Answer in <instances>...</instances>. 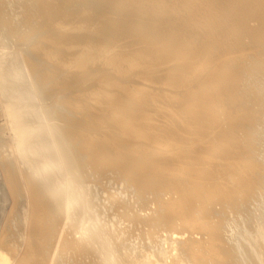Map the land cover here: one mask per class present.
Here are the masks:
<instances>
[{
  "label": "rangeland",
  "instance_id": "1",
  "mask_svg": "<svg viewBox=\"0 0 264 264\" xmlns=\"http://www.w3.org/2000/svg\"><path fill=\"white\" fill-rule=\"evenodd\" d=\"M4 1H5V3H4ZM119 1L118 0H41V1H37V0L36 1L35 0H0V4H2L0 6V8L2 9V11H0V12L3 13V16H0L1 17L0 18V22H1L0 25L8 27V28L2 27L3 29L0 27L1 28L0 34L2 33V35H0V53H1L0 54V57H1L2 54H4V56L2 55L0 61L2 60L1 61L2 62V65L4 64L3 65V68L6 67L7 70H9L11 68L10 71L13 70L14 75H16L17 72H18L17 74H19V73L21 74L22 73L21 75L19 74V76L17 75L15 77L13 75L14 78L13 77L12 78L14 80H12L10 82L11 83L10 84L11 85V92L14 93V96H15V99L12 100V104H14L13 103V101H14L15 104L13 106H14V108L17 107V110L20 109V108H22V107H25V106H23L24 104L25 105L28 104L29 106H26V107L29 108V109H32L31 110L32 113H34L33 110L34 111L36 110L35 113L37 114V116H38V113L40 114L42 112H45L44 114L45 115L46 114L48 115V116L46 115V117H45V115H43V118L44 119L42 118V115L41 114H40L41 116L39 115L37 117L38 119L41 117V119H39V121L41 122V121L44 120V123L43 122H41V123L40 122H37L38 119H36V115L34 117V119L36 120V122H35L34 119L31 118V116H30V115H32L31 113H29L27 115V117H28L27 121L33 123V124H31L32 126L35 127L36 125L37 126L41 125L40 126L41 127L40 129H43L44 128L43 131L45 130L44 131V134L40 130H38V132H41L43 134V136H45L46 134L48 136V134H49L48 137L51 139V140H49V142H50L49 144H51V145L49 146V144L43 143L44 142V139L47 136H45V138H44L42 136V134L41 133H38V132L36 133L38 135L33 134L32 137L30 136L32 138L31 139L32 141L29 142L30 141V137L28 139L29 140L28 141L29 148L27 149L28 152H31V151H33V152L28 153L27 150H26V154L28 153L27 156L28 155L30 156V157L28 156L26 158L29 159L28 161H30V159L32 157H34V158L31 159V160H34L37 157L38 165L42 161V163L40 165V166H42V164H45V159H43V157L46 155L45 158L48 157L47 158L48 162L51 163V164H53V162L51 161V157H49V155L51 154L50 152H52V153L54 152L53 153L54 155L51 154V155L54 156L53 159H52L53 161L55 160L54 158L60 156L59 154H61V151H60L61 149L59 148V151H60L59 154L57 153L59 151H55V150H57L56 146L59 145L58 143L61 141L60 139L63 140V138H64L63 136L66 135L67 133L68 134L65 137H70L71 138V136H72V138H73L74 136L79 135V137H74L75 138V141L73 140L75 142L74 145L77 147V148H75V149H77L76 152H75V154L76 153L77 154H76V156L74 155V157H76V158L78 157L77 158L78 161H76L77 159L74 158V159H76V160H74L76 162H73V164L71 163V165H65L64 167H60L58 169L59 170L58 172H55V171L53 172L55 174H50L49 176H47L46 173L44 172L42 175H40V177H37L38 180L40 178L41 181L40 180L39 181L41 183L43 182V180L46 183V181H48V180L51 179L49 177H54L53 178L54 180L53 179L52 180L55 181L56 180L55 179V176H59V174H60L59 177L62 176V178H63L62 182L60 181V178L59 177L57 179L59 182H61L60 183V186L63 185V181L64 182L67 181V179H66V178H68V175L67 174H70L71 175V176L69 175V178L70 177L72 178V176H73V178H78L79 179L81 177L79 180L72 178L73 179L72 182H74V183L71 182V184H70L71 185L70 190H73L75 193H77L78 190H79V193L81 192V195H79L81 197H79V198H81V199L83 198L82 200H86V201H81V203L78 202L79 204L77 203L78 205H83V207L80 206L81 208L78 205L76 207H74V208H73L72 205H70L68 207L67 210L70 211V214H74V216H76V217L72 216V219L76 218V220L74 219L75 221H67L65 223V225L63 227V229H64L63 231L64 232H62L61 233V236H60L61 241L63 240V238H71V235L68 234V233H66V231L68 232V228L72 224L75 225V226H77L76 227V228H78L77 231H80V232H85V230L87 231L88 228L91 227L92 225L97 226L96 224H98V223L100 225L103 224V226L105 225L104 228H103V226H102V228L99 227V226H97V227H99L97 229L95 227L94 233L91 234L92 236L90 235L91 237L89 236V241L92 239V237L95 238V234L97 233V231H99V234H100L101 232H106V230L107 231H109V230L111 231L112 230V232L113 231H116V234H115V232H113L114 233L113 234L114 237L111 236L112 238L115 239L117 237V234L120 232V231H118V233H117V229L118 230H121L123 227L126 228V226L127 227L129 226V228L126 230V233H123L121 235H118V236H120L119 237V239H120L119 242L120 243H118V242L115 243V246L116 247L115 248L113 247V249H114L115 252L117 251L116 254H125L126 257H129L130 259L135 260L138 263L139 262L141 263V262H144V261L147 262V263L151 261L154 264L155 263L156 264H160V263H166V262L169 263V261L167 260V258H169V257L170 258L171 257L175 258V257L181 256V257H185V258H188L189 259L186 262V264H192L191 263V258H193L192 260H194V258L195 259L197 258V260L199 259L198 262H196L197 260H194L193 263L196 262L195 264H218V263L219 264H264V83H263L264 82V41L259 40V41H257L258 43H256L255 40H257V39H255L253 41V38L250 35L247 36L246 35L247 33L246 34L245 33H242L243 31L241 29L239 31L240 33L239 32L236 33V31H237L236 29H238V27H237V25L235 23L232 24L235 21L232 20L233 18L232 19L230 18L231 21L227 22V19L229 18L228 15H230V14L227 13L226 11H222L223 10L222 7H220L221 8V10H220L219 5L221 6V3L219 2V0H216V1L214 0L215 2L213 0H210V1L209 0H145V1L144 0H122V1L119 0ZM37 2H39L40 4L37 3ZM122 2H124V3H122ZM208 2L211 3V4H209ZM212 2H214L215 4L217 3V6L213 3L215 6L214 7H211V6H213L212 5ZM218 2L220 4H218ZM143 3H145V4L143 5ZM119 4H122V7H121V5L119 7L118 6ZM58 5H59V7H58ZM37 6L40 7L39 8L40 10L41 9L44 10L46 8L47 9L46 10V14L48 13L49 14L48 16L51 17V19L53 18V16L55 17V21H53V22H56L57 21L56 22L57 24L54 23L53 25L56 28L58 26V24H59L60 29H61V34L63 33V35L60 36L61 37L60 40L62 39V41H65V42H62L65 45H61V43L59 45V46H62V47L65 46L64 48H62V47L59 48V50L60 49L61 50L64 49L63 51H61V50L60 51H58V50L54 51V48H55L54 46L57 45L56 42H58V40H56V39H49L47 41L45 40L46 42L42 39L45 42V47H44V44H42L44 42L41 41V43H40V40H41L40 38L42 37L41 33L44 35V34H46L45 31L49 30L50 28H54V27H53V25H51L49 23L47 24V22L40 20L41 18L39 19V16L41 17L42 15L40 14L41 11H39V9L36 8ZM248 6H249V4L248 5L247 4L246 5L244 4V7H242V9L243 10H246V8ZM29 7H31V8H29ZM117 7H119V9ZM124 7H126V9ZM121 8H124V9H121ZM145 8H146L147 11L153 12V14H151V12L148 13L147 11L144 12L145 11ZM155 8H157V9H155ZM26 9L27 10L30 9V11L26 12L27 11ZM152 9H154V10H152ZM159 9H161V10H159ZM214 9H215V11L217 9V11H216L217 13L216 12H213ZM31 10H33L35 12H32ZM119 10H121V11H119ZM122 10H123V12H122ZM140 10H142V11H140ZM125 11H127V12H125ZM31 12L34 13V14H32ZM44 12H45V10H44ZM211 12L213 13V15H214V13H216V15H218V16H219L218 13H220V12L222 13L223 12V14H220L221 17H223V18L226 17L225 16L226 14H227L228 17L227 18H224V20L226 19L225 21L223 19H222L223 20L222 21L220 19V16L219 17L218 16H215V15L213 16L211 14ZM225 12H226V14H225ZM29 13H30V16H29ZM51 13H53V15ZM142 13H145L144 15H146V13H148V15L147 16H144ZM156 13H158V14H156ZM208 13L212 17H210L208 15ZM154 14H156L158 16L152 17V16H154ZM222 15H224V16H222ZM27 16H29V17H27ZM147 17H149V19ZM150 17H152L153 19L150 18ZM3 18L5 20H3ZM208 18H210V19L207 20ZM212 18H214L215 20H213ZM217 18H218V20H216ZM38 19H39V21H37ZM126 19H128L127 21H129V22H127ZM131 20H133V21H131ZM210 20H212V21H210ZM2 21H4V23ZM25 21L27 23H25ZM216 21H218V23L220 22V23H222V24L224 23L226 25L225 26L223 24V27L225 26L223 28L222 27V24L219 23L224 30H222L221 27L218 24H216L217 25L216 27L219 26V28H215L214 27ZM225 22H227V23H225ZM8 23H9V25H7ZM41 24L42 25L44 24V25L42 26ZM160 24H161L162 27L160 26ZM230 24L233 25L234 28L236 26L235 30L232 31V34L233 35L232 34L230 35L231 32L228 33L229 31H231L229 29H234V28H232L233 26L231 27ZM248 24H250V25H248L249 28H254V26L256 27L258 25L255 21L248 22ZM48 25L51 26V27L49 28ZM128 25L131 26V27H129ZM112 26H113V28H112ZM227 26H230V27H227ZM9 28H10V30H9ZM12 28H14L15 30L12 29ZM21 28H22V30H21ZM47 28H49V29H47ZM211 28H212L213 31L211 30ZM227 28H229V29H227ZM205 29H206V31H205ZM208 29H210L211 31L208 30ZM214 29H217V30L218 29L219 30L221 29V30L217 34V33H215L216 30H214ZM13 30L15 31V35L17 36V38H19L20 40L22 38L18 36L19 32L26 31L27 34H26V36L24 35V38L21 41L18 40L16 38V36H15V38L17 39L16 40L14 38L13 34H12ZM18 30H20V31L18 32ZM192 30H193V32H192ZM194 30L195 31H198V32H195ZM209 31H210V33H208ZM223 31H227V32H223ZM39 32H40V35L38 34ZM149 32H151V33H149ZM205 32H206V34L204 35L203 33H205ZM211 32L214 33L213 34V36L215 35L214 37L211 36L212 35ZM220 32L221 33H225V34L228 33L229 36H226V38H223L222 35H224V37H225V34L220 35L221 34ZM16 33H18V34H16ZM196 33H198V36L196 35ZM192 34L195 35V36H197V37H194ZM234 34L238 35V36H235V37H238V38H236V40L239 39L240 45L242 44L241 46L238 44L239 43L238 40H237L238 42H236V40L234 41ZM241 34H242V36H241ZM10 36H11V38H10ZM39 36H40V38H39ZM93 36H94V38H93ZM217 36H219V38H217ZM230 36H233V38L230 37ZM240 36H241V38H240ZM245 36L248 39H246ZM249 36L251 37V41H250V37ZM3 37H5V38H3ZM199 37H201V38L199 39ZM36 38L37 39L39 38V39L36 41ZM136 38H137V40H136ZM222 38L224 39V41H225V39L226 40L233 39V41L231 40L232 42L231 41L224 42V41H221L220 40ZM63 39H65V40H63ZM141 39H143V41ZM149 39H150V41H148ZM214 39H216V40L213 41ZM217 39H219L221 42L219 40H217ZM30 40H31V42H30ZM53 40L54 41L56 40L55 44H54V41ZM192 40H194V42ZM196 40H198L199 42L197 43ZM210 40H212V41L210 42ZM32 41L33 42L35 41V42L33 43ZM140 41H141V43H140ZM245 41L247 42V44H246ZM50 42L53 44V46H52V44ZM59 42H61V41H59ZM71 42L72 43L74 42V44H72ZM222 42L226 43V44H223V47H222ZM254 42H255V44H254ZM231 43H233V44H231ZM38 44H41V47H39L40 45H38ZM124 44H126V45L124 46ZM235 44H236V46H235ZM46 45H48L47 46L48 48H46ZM82 45L83 46L84 45H87L88 48H90V50L88 51V49L86 48V46H84V49L86 50V52H85V50L83 49ZM207 45H210L209 46L210 48L207 47ZM224 45H225V47H224ZM244 45H245L246 48L244 47ZM16 46L18 47V49H17ZM42 46L44 47L43 50H44V55L45 56L47 54V57L48 58L49 57L55 58L53 60L50 59L51 60L50 63L52 61H54L53 63H51L52 65H50V66L57 65V63H61V62H64L66 60L68 62L69 61L71 62V63H68L67 62V64L69 65V67L71 66L73 68V70L74 69L75 70L73 71L70 68L71 71H70V73L67 74L68 76L66 75V77L64 78V80L61 79L60 81H58L59 79H57V80H54L53 81L48 76V75H50V72H47V73H45L46 75L45 74L44 75L42 74L43 75L42 78L44 77L43 79H40L38 82H35L33 80L35 78V76H34L35 73L33 72L34 70L32 69L33 71L31 70L32 72H30L25 67L26 66V64H25L26 63V60L25 59L31 61L32 60V56L33 57H35V56L32 54L31 56L29 55L30 57L29 56L28 57L26 56V58H25V56L23 57L22 54L25 55V52H28L29 50L35 49L37 47L38 48H42ZM50 47H52L53 50H51L52 48H50ZM102 48H105V49H102ZM47 49H49L50 51L47 50ZM203 49L206 50V51L208 50L207 52H209V53H206V51H204ZM210 49L211 50L213 49L211 53H214V54H210V51H211ZM46 50L49 51V52L47 53ZM103 50H104V52H103ZM45 51H46V54H45ZM51 51H52V53H55V54H52ZM100 51H102V52H100ZM159 51H161V52H159ZM166 51H169V52L166 53ZM171 51H173L174 54H173V52L171 53ZM56 52H58V53H56ZM162 52L164 54H161ZM98 53L99 54L102 53L103 55H99ZM159 53L162 56L163 55H166V56H164L162 58L160 57V61H159V56H160ZM168 53H171L170 56L173 55L174 58H173V56L172 57H169L168 56ZM197 53H202V54L197 55ZM203 53H205L204 56H203ZM51 54H52V56H51ZM60 54H62V55L60 56ZM206 54L207 55L209 54V56H206ZM56 55H58V56H56ZM96 55H98V56H96ZM192 55L195 56V58H196L195 61L193 60L194 57L191 58ZM210 55L211 56L213 55V56L211 57ZM19 56L23 57L22 58L23 60H20L21 57H19ZM135 56L137 57V59L135 58ZM56 57H58V59ZM63 57L64 58L66 57V58L64 59ZM94 57H96L97 60ZM99 57L101 59H103V60L107 57L106 60H104V61H106L107 64L108 63L113 64V66L110 65V64H108L110 66H108L107 64L104 65L105 62L104 61H101L99 59ZM131 57L132 58L134 57L133 58L134 60L133 59L131 60ZM209 57H211L212 59L210 60ZM17 58H19V60H20V61L18 60L19 62H22L23 61L22 64L21 63L19 64L18 61H15V60H17ZM163 58H165V59H163ZM56 59L58 60V62H57ZM125 59L127 61H125ZM161 59L163 61L166 60L165 63H163ZM168 59H170V60H168ZM208 59H209V61H208ZM11 60H14L16 63L14 61H11ZM99 60L102 62L103 65L101 64V62H99ZM123 60H124V62H122ZM129 60H131V62ZM138 60H139V62H137ZM167 60L169 61V63L167 62ZM10 61H11V63L13 62L12 63L13 64L12 66L10 65L11 64ZM128 61L131 63V64L129 63L130 65H127ZM134 61H136V63ZM96 62H97V64H96ZM192 62H194V64ZM90 63H92L91 64L92 66H89L88 65ZM121 63H123V64L121 65ZM195 63H196V67H195ZM210 63H211V65H210ZM117 64H120V65L116 66ZM224 64H226V67H224L225 66ZM14 65H15V67L16 66H18V67L15 68ZM22 65L25 68L22 67ZM222 65H224V66H222ZM94 66L97 67V68H94ZM111 66L112 67H115L116 66L115 68H116L117 72L115 71V68H112ZM122 66H123V68H122ZM102 67H104V68H102ZM106 67H108V68H106ZM198 67L199 68H202V70L199 71L200 69H198ZM12 68H14V69H12ZM85 68H86L87 71H88V69L90 71L87 72L85 70ZM110 68H112V69H110ZM121 68H122V70H121ZM195 68L198 69L197 70L198 71L197 74L195 73L196 72L195 71L196 70ZM216 68H217L218 71H222V73L224 72V74L226 73L224 76H222V79L219 78V72L216 70ZM220 68L222 70H220ZM24 69H26V71H28V73L26 71H24ZM104 69H106V70H104ZM14 70H18V71H14ZM80 70H82L84 72H80ZM91 70H92V72H91ZM112 70L115 71V74L116 75L113 74L114 71H112ZM212 70L213 71L216 70L218 72V73L215 72V75L217 73L218 77H216L217 75L216 76L214 75V72ZM4 71H5V69H4ZM94 71H95V73H94ZM128 71L130 73V77L127 76ZM211 71H212L213 75L210 73ZM73 72H76L78 74L73 73ZM85 72L86 73H89V74L92 73V74H90L89 77L87 76V78H86V76H84V74L86 75ZM121 72H122V74H120ZM24 73L26 74V77H28L27 75H29V77L30 76L31 77L27 79L26 77H24L25 76ZM80 73H83L82 76L80 75ZM209 73H210L211 76L214 77V79H213V77H210ZM222 73L220 74V76L222 75ZM117 74L119 75V77L121 79L116 78ZM73 75H74V77L76 75L77 76L80 75V76H78V78L80 77V79L74 78ZM104 75H105V79L103 77ZM114 75H115V77H114ZM21 76H23V77H21ZM45 76H46L47 79L45 78ZM70 76L73 77L74 80H73V78L71 79ZM123 76L124 77L126 76L128 78H126V80H122V79H125ZM67 77H70L69 80H68ZM100 77H101V79H100ZM109 77H110V79H109ZM173 77H175V78H173ZM176 77L178 78V80L180 82L176 79ZM236 77H238V79ZM258 77H260V78H258ZM48 78H49V80L51 82L48 81ZM83 78H85L84 79L85 82H84ZM114 78H116V80ZM172 78L174 79V81L172 80ZM239 78H241V79H239ZM29 79L30 80L32 79L31 82L33 81V83H30ZM65 80H66V82H65ZM110 80L112 82L113 81H116L115 84H111V81ZM119 80H121L122 84H121V82ZM205 80H207V81H205ZM247 80L248 81L251 80V81L248 82ZM63 81H64V84H63ZM96 81H97V83H96ZM228 81H230V83L233 82L232 83L233 85L231 84L233 87L229 88L230 87V85H229L230 83L228 84ZM239 81H241V82H239ZM41 82H42L43 85H46V83H47V85L43 87L42 84H39ZM56 82H59V83L55 84ZM68 82H70V83H68ZM73 82H75L74 83L75 84L74 86L72 84ZM177 82H178V84H176ZM181 82H182V84H181ZM225 82H226V84L229 85L228 86V89L229 90L230 89H232V90L233 89L234 90L236 89V90L235 91H232V90L229 91L228 90V92H227L226 91L227 85L226 86L224 85ZM237 82L240 83V84H238ZM66 83L69 84V85H67ZM82 83H84V84H82ZM107 83H109L110 85L107 84ZM207 83H209V84L207 85ZM221 83H222V85H221ZM31 84L33 85V87H35V86L36 87L33 88ZM35 84H37V85L39 84V85L37 86ZM70 84H72V85H70ZM86 84H88V85H86ZM92 84H94V85H92ZM170 84H172L173 87ZM180 84H181V86H180ZM184 84H185V87H184ZM234 84L237 85L239 88H237V86H235V88H234ZM12 85H13V87H12ZM15 85L17 87H20V88H17ZM60 85L61 86L62 85L64 86V87L62 86V88H63L62 90L60 88L61 87ZM78 85L80 86V88H79ZM83 85H84V87H83ZM104 85H105V87H104ZM112 85H115V86L113 87ZM122 85L123 86L125 85V86L123 87ZM224 86H225V88H224ZM262 86H263V88H262ZM55 87H56L57 91H56ZM58 87H59V89L61 91H59ZM68 87H69V89H67ZM90 87H92V88H90ZM21 88L23 89L22 90V93L24 91V93L22 95L20 94L21 93L20 92L21 91ZM30 88L32 90H30ZM37 88L39 89V91H41L40 92L41 95L43 94L42 96L40 95V93L35 94L36 90H38ZM75 88L77 90H75ZM84 88H87V89H84ZM122 88H123V90H122ZM124 88L125 89L127 88L126 89L127 93H126V91H124L125 90ZM43 89H44V91H42ZM96 89H98V90H96ZM102 89H104V90H102ZM27 90L29 92H25ZM53 90H55V91H53ZM116 90H118L119 92L116 91ZM250 90L253 91L254 93L253 92H250ZM58 91H59V93H58ZM89 91H91V92H89ZM101 91H102V93H101ZM158 91H159V93H158ZM198 91L199 92H202V93L203 92H206L208 95L205 93V96H204L203 95L204 93L203 94L201 93L203 96H201V94H200V96H198V95H196L197 93L199 94ZM0 92H1L0 93V96L2 97V95L4 96V94L7 91H6V89L5 90L4 89H1ZM3 92H5V93H3ZM31 92H34V93H31ZM87 92L90 93V94L92 93L91 95L92 96L94 95V96L92 97L90 95L88 97ZM160 92L163 93V94H160ZM193 92H196V93H194L192 95ZM27 93H29V94L31 93V94L29 95ZM155 93H156V95H155ZM26 94L28 96V100L26 98L27 97ZM45 94H47V95L45 96ZM57 94L58 95L61 94V95H59L57 97ZM95 94L96 95L98 94L97 97H95L96 96ZM237 94L238 95L240 94L239 97L236 96ZM248 94H250V95L252 94L253 95V98L250 95H248ZM19 95H20V98H19ZM38 95L41 96V97L38 98ZM53 95H55V96H53ZM106 95H107V97H106ZM162 95H163L164 98L162 97ZM16 96H18V97H16ZM22 96H25V97L22 98ZM29 96H30V98H29ZM31 96H32V98L33 97L34 98L31 99ZM36 96H37V100L39 99V101L36 100V98H35ZM60 96L61 97L63 96L61 98V100L64 99V98H67L69 96H71L74 100L77 99L76 101H77L78 104H76V106L74 105L76 108L73 107V106L72 107L71 106H67V107L66 106L65 107L63 106L62 107L61 105H63V103H65V105H66V103H67L66 101L67 100L64 99V101L63 100L61 101L60 99H58V98H60ZM102 96H104V99H103ZM128 96H130L131 99ZM208 96H209V98H208ZM49 97H51V98H49ZM52 97H54V98H52ZM87 97L88 98L91 97V100L94 102V103H92V106L89 107L90 108L89 110H87L88 108L85 109L86 108L85 107V103L87 102V99H88ZM152 97L155 98V99H153ZM157 97H159V98H157ZM190 97H191V99H190ZM197 97H198V99H197ZM224 97H225V99H224ZM43 98H44V101L42 100ZM121 98H123V99L125 98L126 100L123 101V99H121ZM194 98H196V99H194ZM226 98H227L228 102H226L227 101ZM24 99L26 100V102H25ZM29 99H31L30 102H29ZM45 99L47 101H45ZM52 99H55V102L57 100H59V102H63V103H61V105H60V103L58 101L55 103ZM105 99H107V100H105ZM150 99H153V100H150ZM193 99H194V101H193L194 104H193V102H191V100H193ZM242 99L243 100L245 99V101H241ZM20 100L24 102V103L22 102L23 105L20 102ZM41 100H42V103H41ZM48 100H50L53 104L51 103L49 105L50 102ZM78 100H79V102H78ZM127 100H128V103H127ZM195 100H197V101H195ZM229 100L231 102H229ZM236 101H238V102H236ZM249 101H251V103ZM27 102H29V103H27ZM31 102H34L36 104H38L40 102V104H38V106H34L35 104L33 103L32 105L34 106V108H33V106H31L32 107L31 108L30 107ZM129 102H130L131 105H129ZM152 102L153 103L155 102V103L153 104ZM171 102H173V103H171ZM241 102H244L243 104L246 105V106H248V107L241 106V104H242ZM228 103H229V105H228ZM238 103H239V105L241 107L238 106ZM55 104L56 105H59L61 107V110L62 111L60 109L58 110V108H60V107L57 106L58 107L57 108ZM94 104L97 107H95ZM132 104H134L135 106L132 105ZM206 104H208L207 107L209 108V112L205 110L206 112L203 113L204 112L203 109H202V111H199L201 109L200 108L201 106H203V108H205V109H208V108L204 107ZM40 105H41V107H40ZM43 105H46V107L44 106V110L40 109L42 112L39 110L38 113H37V109H39V107L42 108ZM52 105H54V106H52ZM125 105H127V106H125ZM151 105H154L155 107L154 106H151ZM51 106H52V110L53 111L50 110L51 109L50 108ZM98 106L100 107V110L102 109L101 111L96 109V108H98ZM123 106H125V107H123ZM136 106H138V109H137ZM187 106H188V108H187ZM192 106L193 107L196 106L197 109H199V108L200 109L197 110L196 107L193 108ZM18 107H20V108H18ZM48 107H49V109H47ZM69 107L78 110L77 111L78 113L75 110V112L77 114L75 113V115H73V117H71L74 120V122L72 120H70L72 122L71 123V127H69L70 124H69V122L67 123V119H65V118H69L70 115L68 113H73L74 112V109L70 110ZM83 107H85V108H83ZM91 107L95 108L97 111H100V112H97L96 110H94ZM67 108H68V110H66ZM113 108L115 109V112L112 111V110H114ZM142 108H144V110ZM155 108H156V110L158 109V112L155 110ZM108 109H110V110H108ZM151 109H152V111H150ZM164 109H165V111H164ZM210 109H211V111H210ZM69 110H70V112H68ZM80 110H82V111L85 110L84 111V112H86L85 113V116H84V113L82 111H80ZM91 110L93 111V113H92ZM159 110H161V112ZM173 110H175L176 113ZM183 110H184V112L186 111L185 115L183 113ZM189 110L190 111L194 110V112H190ZM195 110H197V113L198 112H201V114H199V113L197 114ZM29 111L30 110L24 111V114H27L26 112H29ZM51 111L53 112V114L51 113ZM54 111H56V112H54ZM88 111H89V114H88ZM109 111H111V112H109ZM154 111H156L157 114L154 115L153 114ZM162 111H164L163 112L164 114L162 113ZM170 111H171L172 114L170 113ZM187 111H189V112H187ZM48 112L51 113L52 115L51 114H48ZM102 112H103V114H102ZM113 112H114V114H113ZM134 112L136 113V115L134 114ZM177 112H178V114H177ZM54 113H56V114H54ZM95 113L98 114V115H99V113H100V115L102 114V117H100V115L99 116L98 115H95ZM106 113L107 114L109 113L110 116L108 114V117H104V116H107V115H105ZM131 113H133V116H131ZM139 113H140V115H138ZM189 113L190 114L194 113L193 114L194 115V118ZM91 114L96 116V117L94 116L95 119L93 118V116ZM128 114H130V115H128ZM141 114L143 115L142 117H141ZM49 115L52 116V117H50ZM62 115L65 116V118L64 117L62 118ZM86 115H87V117H86ZM112 115H115L114 118H113ZM172 115H173V118L174 119L172 118ZM71 116H72V114H71ZM128 116H129V118H128ZM130 116L133 118V120H132V118ZM135 116H137V117H135ZM186 116H187V118H186ZM25 117H23V118H25ZM60 118H62V120L64 119V121L60 120ZM89 118L90 119L92 118L93 121L94 120L95 121L94 122H91L92 119L90 120ZM108 118L111 120V126H110V123L108 124V120H109ZM130 118H131V120H130ZM141 118H142V120H141V124L142 125L140 124L141 125L140 126L141 128H140L139 126L137 127V125H139L138 124V123H140L139 119H141ZM181 118H182L183 121H181ZM213 118H215L214 121H213ZM1 119L2 118L0 116V128L2 127L0 129V131L2 133V134L0 133V139H1L0 140V152H2V153L5 152V154L3 153V157L0 156L1 157L0 159L2 160V161H0L1 162L0 163L1 164L0 165V169H2L3 172H4L5 169L7 170V168H5V167H8V163L12 161V160H10L11 157L12 158H15V157H17V154H19V153H17V154H16V152L12 153L11 150H10V148H8V144H6L7 141L4 142L5 139L8 140L9 136H8V134L6 132H4V121H3V119L2 120ZM48 119H51V120H48ZM56 119L59 120L60 122L57 121V123H55L54 121ZM81 119L83 121H85L86 123L83 122V124H82V122H81L82 120ZM86 119L88 121H86ZM125 119H127V120H125ZM134 119H136V120H134ZM178 119L180 120V122H177V121H179ZM113 120H116V122L113 121ZM27 121L25 120L26 123H28ZM97 121H99V122H97ZM215 121H217V123ZM34 122L36 123V125H35ZM103 122H105V123H103ZM170 122H172V123H170ZM173 122H175V124ZM176 122H177V124L178 123L180 124V123L183 122V124H185V126H182L183 124H180L181 126H179V124H178V126H179L178 127V126H176L177 125ZM46 123H47V126H45ZM52 123H55V124H52ZM64 123H67L68 126L66 124L64 125ZM74 123L76 125H78L77 128L79 127L82 130L81 129L78 130L79 128L76 129V127L74 128V126H76ZM102 123L106 125L105 126V129H103L104 128L103 127L104 125ZM127 123H129V124H127ZM134 123H136L137 125L134 126ZM194 123L196 124V126L194 125ZM49 124L51 126L53 125V127H51L52 129L50 127H48V126H50ZM57 124H59L60 126L57 125ZM73 124H74V126H73ZM88 124H89L90 127L88 126ZM91 124H93L94 127ZM169 124H171V127L168 126ZM210 124L212 125V127L210 126ZM42 125H44L45 127H43ZM61 125L63 127H65L64 129H66L67 127H69L70 129L69 128L68 129L70 131L68 129H66L67 131L66 130L65 131H62L61 128H59V127H62ZM86 125H87V127H86ZM96 125H99L100 129H98V126H96ZM130 125H131V127H134V128H130ZM188 125L191 126V129H189V127H187ZM193 125L195 127H197L196 128L198 130L197 132H196V129L193 127ZM27 126L30 127V123H28ZM54 126L56 128H59L60 129L59 131H57V133L60 132L61 134H59V135L56 134V129H55ZM82 126H83V128H82ZM107 126H109V128ZM115 126L117 128L119 127V130ZM205 126H207V127L205 128ZM208 126H209V128H208ZM168 127L170 129H172V128L175 127L174 130H176V128L178 127L177 129H178L179 133H182V134L180 135L177 130L175 131L176 133H174L173 132L174 130L173 129L170 130ZM92 128H96V129H98V132L101 131L103 133H104V131H108L107 134H106V137L108 135L111 141L107 140L109 138L102 137L103 134L101 135L100 132H99L100 134L98 133L100 135L99 136L100 139H97L98 135H97V137L94 135V133L97 134V131H90V129L91 130H96V129H92ZM106 128H108V130H106ZM110 128H113V129L115 128L118 131L121 130L120 131V134L122 136L116 130H111ZM198 128L201 131H203V132H201ZM130 129H131V131H130ZM155 129H157V130L159 129V130L158 131L157 130L155 131ZM187 129H189V130H187ZM46 130L48 131V133L46 132ZM49 130H50V132H49ZM54 130H55V132H54ZM73 130H75V131H73ZM86 130H88V131H86ZM122 130H124V131H122ZM192 130L193 131L195 130V132H190ZM215 130L216 131L218 130L221 135L218 136V134H217L218 131L216 132ZM110 131H114L118 135L115 134L114 132L112 133ZM167 131H169V132H167ZM74 132H77L78 134L77 133H74ZM79 132H80V134L83 133L82 136L84 137V141L82 140L83 137L80 136ZM87 132L88 133H91L92 132L91 133L92 134L91 136H93V138L91 136L86 135L85 133H87ZM109 132H110V135L108 134ZM125 132L128 133V134L126 133L127 135H129L128 137H126L127 135L125 134ZM131 132H132V134H131ZM155 132H156V134H155ZM189 132L192 133V134H190L191 136L189 135ZM205 132L207 133V135H206ZM52 133H54V134H52ZM151 133H153L152 135H154V137L151 136V138H150L149 135ZM164 133H166V134H164ZM170 133L171 134L173 133V135H175V139L172 138L173 135H171ZM194 133H196L194 136H196V137H199L200 136L199 139L198 138L197 139H194L195 138L193 136ZM198 133H200V135ZM114 134H115V137H114ZM168 134H170V135H168ZM2 135H4V136H2ZM50 135L53 136L52 137L53 139L51 138ZM85 135H86V137H85ZM177 135H178V138L181 137V140L179 139L180 142H179L178 138L176 139ZM256 135H258L260 137H258ZM36 136H39V137L37 138ZM54 136H55V138H54ZM60 136H62L63 138L60 137ZM116 136H118L117 138L121 142H124L126 140L127 143H126V141H125L124 144L123 143L121 144V142H118V141L116 142V140H115V139H117ZM166 136L169 138V140H168V138ZM217 136H218V138H217ZM41 137H43L44 139H41ZM190 137H191V140H190ZM221 137H224V138L222 139ZM39 138H40V140H43V141H39ZM86 138L87 139L90 138V141L89 140L86 141L85 140ZM112 138H113V140H112ZM127 138H130V139H127ZM184 138H185V140H184ZM192 138L194 139L193 141H192ZM34 139L35 140L37 139V141H34ZM54 139H56V142L58 141L57 144H56V142H55ZM94 139L97 141L95 144H98L99 145V146L97 145V148H96V145L94 144ZM2 140H3L4 143L1 142ZM46 140L47 139H45V141ZM170 140H171V142H170ZM172 140H173V143H172ZM174 140L175 141L177 140L179 143L182 142L181 144H183L184 141H185L184 144H186V143L187 144L189 143V144L186 145V146L184 144L183 145H179V143L177 141L175 142ZM219 140L220 141L221 140H224L223 141L224 143H222V141L220 142ZM38 141L41 142V143H39ZM80 141L81 142L83 141V142H85V143H87L89 145H87V147H86V145H84L83 143H80ZM191 141H192V143H191ZM52 142L54 143L53 145H52ZM74 142L71 143V146L73 145ZM78 142L81 144V147H80V144ZM101 142H103V143H101ZM107 142L109 144L110 143L111 144L108 145ZM112 142H114L113 145L115 146V150H114V147L113 146L111 147ZM146 142H147V144H146ZM219 142H220L221 145L219 144ZM29 143H31V144H29ZM105 143H107V144H105ZM176 143H178V144H176ZM4 144H5V146H4ZM36 144H38V146L41 145V147L40 146L37 147ZM45 144H47V145H45ZM55 144H56V146H55V148H54L55 150H54L53 148H51V146H54ZM101 144H103V145H101ZM149 144L151 145V147L149 146ZM163 144H165V145H163ZM172 144H173V147L171 148ZM174 144H175V146H174ZM223 144H224V146H222ZM31 145H33V149L35 148V151L32 150V146ZM42 145L43 146L45 145L47 148L49 147V150L52 149L54 151L50 150V152H49V150L48 151L47 150H44V152H45L44 153L42 149H44L45 147H43ZM74 145H73V148L75 147ZM91 145L94 146V149H92L93 146H91ZM121 145H124V146L122 147ZM142 145H144V147L145 146L146 147L144 148ZM34 146H36V147H34ZM78 146L81 148L79 153L81 154V152L83 151L84 153L82 152L83 153L82 155H85V156L82 157L81 155H78V151H79L78 150L79 149ZM82 146H83L84 149L82 148ZM89 146H91V148ZM100 146H101V148H100ZM106 146L109 147V148L104 149V148H106ZM116 146H118V147H116ZM180 146L181 147L184 146L185 149L184 148L180 149L179 148ZM3 147H5V148H3ZM85 147L86 148L89 147L87 150L88 151L89 150L90 151L92 150V153L93 154H90L86 150ZM149 147H150V150H147V149H149ZM175 147L177 149L179 148L180 150H182V152L185 155H187V158H186L185 155L182 154V152L178 149L180 151V156L183 155L182 157L183 158H186V159L183 160V162L186 163V166H185V163H182V161L179 160L180 159V156L179 155H178V159H177V153L179 154V152H178V150ZM214 147L217 148L216 149L217 151L214 150L215 149ZM218 147L219 148L221 147L220 148L221 150ZM37 148H38L39 151H40V148H41V151H42V153H43L44 156L40 152H38V150H36ZM123 148H125V150ZM128 148H130L132 150H130ZM137 148L138 149L140 148L141 150L140 151L138 150V152H136ZM222 148H223V150H222ZM71 149L72 148L70 147V150ZM101 149H104L103 153L101 152L102 151ZM119 149L123 151L122 152L123 155L119 151ZM126 149H128L129 151H127ZM144 149L146 151H149V152L152 150L155 153L154 152H150V153L148 152V154H147V152H146V154H147L146 155L144 153L145 151H143ZM93 150H95V152H97V153H95ZM213 151H216V152H213ZM9 152H10V154H9L10 156H8V153ZM36 152H37L38 155L36 154V156H35V153ZM46 152H47V154H46ZM105 152H106V155H108V152H109V155H108L109 157L104 156V158H102V154L105 155L104 154ZM114 152H115L114 157H116V158L113 157V153ZM117 152L118 153L120 152L121 154L120 153L119 154H116ZM126 152L127 153L131 152V154L132 153L133 154L136 153V155L140 152L139 154H140L141 157H139V154L137 156L132 154L133 156H135L134 157V160L135 161H134L132 159L133 157H132V155L130 153H129V155L124 154ZM85 153H87V154H85ZM98 153H99V155H98ZM151 153H152V156L150 155ZM55 154H56V157H55ZM110 154L112 155V158L113 159L110 158L111 157ZM165 154H167V156ZM0 155H1V153H0ZM5 155H7V158L9 157V159H7ZM14 155H16V156H14ZM61 155L63 156V154H61ZM88 155H89L90 158L88 157ZM125 155L130 156V157H128L129 160H127L128 158H126ZM164 155L166 156L165 159H167L168 162L170 161V159L172 160L171 162L176 161V160H179L178 162L181 163V164H183L185 167H187V169L184 168V166H182V165H178V167H176V170L178 168L179 171L177 170V172H176L175 167H174L176 165H173L174 162L172 164L169 162L170 163V164H168V167H169V170H170V174H169L168 167H166L167 166V162L166 163H163V162L167 161L165 159L163 161V158L164 157H162V156H164ZM62 156H60V157H62ZM80 156H81L80 159H82V160L79 159ZM91 156H94V157L92 158ZM99 156H101L100 158H102V159H99L98 158ZM124 156H125V158H124ZM144 156H145V158H144ZM153 156L154 157L156 156V157L154 158ZM170 156L172 158H170V159L167 158V157H170ZM121 157L123 158V160L121 159ZM159 157H160V159H159ZM182 157H181V159H182ZM83 158L85 159L84 161H86V162L83 161ZM97 158L100 161L97 160ZM137 158H138V160H137ZM146 158L149 159V161L146 160ZM3 159L4 160L6 159L5 162H7V163H4L3 162ZM93 159H95L96 162ZM109 159H111L110 162L115 160L114 162H116L117 165H116V163L112 162V163L115 164V166L112 167V165H114L112 163H111V166H108V165H110V162L107 163ZM125 159L127 161H125ZM140 159H141V162H140ZM157 159H158V161H157L158 163L157 164L160 165L162 168H163L164 164H166L164 166V168H163L164 170H161L163 172L161 173L159 171L161 173V174H159V176L162 175L161 178L163 176H165L166 170H167L168 171L167 173L169 175H172V179L174 178L173 180H174L175 183L177 181L176 179L178 178L179 181H180V182L177 181L178 182L177 184L179 185V187H178V190L177 189H175V190H176V192L178 191V193L182 197L179 194H177L175 191H173V188H171V187H169V188H171L172 191H171V189L169 191H167V189H169L168 187H167V189H162V187H161L160 184H159L160 186L159 185L158 186L156 185V184H158V182H155L154 180L157 179L156 181H158V178H160V177H157L158 174H157V176H155L154 174H156L155 171L158 168H160V167H157L156 168L157 164L155 165L156 162H154V166H155V169L156 170L153 171L154 168H152V167H154V166H152L150 164L151 167H149L150 165L148 166V164H149L150 160H151V162H153V161H156ZM189 159L191 161H189ZM21 160H22V157H21ZM39 160H40V162H39ZM101 160H104L103 163H104V165L106 164L107 166L106 165L104 166L103 163H101ZM117 160L120 163H118ZM136 160H137V162H136ZM145 160L148 161L146 163V166H148V168L150 170L152 168L151 174L154 172V174H152L153 176L150 174V170H147L145 168L146 167L145 166V163H144V162H146ZM161 160H162V162H161ZM185 160H187V162H190V165L191 166H189L188 165L189 163H187ZM28 161H26V163H24V162L22 163V165L24 164V166L26 164V167L23 168V166H21V165H19V167L21 166L20 168L25 169V171L23 170L24 173H25V179L29 178L28 180H25L24 182H27L28 181V183H26V184H29V185H30V182L31 183L33 182L32 183V186H35L36 187L35 188V187H32L31 186L32 187L31 189L34 190V191L32 190L34 193L33 192H30L31 191L30 189L27 191V196L29 197V199H32V198L35 199L34 196L41 195V194H39L38 191L42 189L41 188L42 187V184L38 180L36 182L35 181L36 180V177L33 176V175H36V173H39L40 170H41L40 168H42V167H40V166L37 165V161L35 159L33 162L36 161L35 162L36 164H33V166H36L37 165L38 167H40L39 168L40 170H36V169H38V167L36 166V169H35L36 171H34V170L31 169L33 166H30L31 165L30 163H33V162L30 161V163H28ZM43 161H44V163H43ZM55 161H59V159L58 160H55ZM91 161L94 162V163H90ZM97 161H99V162L97 163ZM121 161L122 162H125V163H122ZM130 161H132V162H130ZM19 162H20V158H19ZM48 162L46 161L47 164H49ZM81 162L84 163V166H83V163H81ZM128 162L132 163L134 167H132L131 164L128 163ZM133 162H135V163H133ZM178 162H177V164H178ZM75 163L77 164L76 166H74ZM79 163L82 165V170L81 171L79 170V172H81L82 175L78 171H76V169H78L77 166L79 167V165H80ZM95 163L99 167L95 166L96 165ZM137 163L143 164V166L139 165L137 167H141V168L143 167L144 169H146V172L149 171V172H147V176H146L144 170L141 169L142 170L141 171L139 168H136V165L135 164H137ZM4 164L7 165V166H5ZM28 164H30V165H28ZM123 164H127V165H125V168H124V165ZM207 164H211L212 165L211 167L215 166L216 168H219L218 171H221V169H223L222 170L223 172H217V170L215 169V167L212 168V170L213 169H214V171L216 170L215 172H217L219 175H221L220 173H222V175L220 177H219V175L216 177V174L217 173L214 172V177L215 178H212L213 176L211 177V175H210L211 172H212V170H210L211 167H209L210 165H208V168H210V169L206 168V165ZM241 164H243V165L241 166ZM247 164H250V166L252 168L250 166H246ZM172 165H173V167H172ZM203 165L205 167L202 170H205V169L210 170L211 172L210 171L208 172L210 174H208L206 170H205L206 171L205 174L207 173L208 175L207 174L205 175L204 172H201V168H202ZM1 166L2 167L4 166L5 169L2 168ZM66 166H68V167H66ZM118 166L120 168L122 166V168L120 169ZM127 166H130L133 169L135 168V171L137 170L136 172L133 171V170H131L132 171L131 172L129 170V173H131V176H133V178H130L129 177V173H127V171H126L127 169L126 168H129L130 169V167H127ZM179 166H182L183 168H181ZM231 166H232V168L233 167L234 168L233 169L230 168ZM9 167H11V166L9 165ZM9 167H8V169L11 172V174L15 175L14 174V171L11 170L12 167L11 168H9ZM74 167H76V168H74ZM165 167L167 168L166 170H165ZM239 167H241L242 169L239 168ZM73 168H74V171L77 173L75 175L72 174V172L75 173L72 170ZM83 168H85L84 172L86 174L83 172ZM229 168H230V170H229ZM33 169H34V167H33ZM60 169H62V170H60ZM118 169L120 171H118ZM122 169L125 170V171L123 170L125 173L124 172H121ZM184 169H185V171H184ZM6 170H5L4 174H6V176L7 175H10V172L9 171L6 172ZM27 170L28 171L32 170V171H30V173H29ZM68 170H70V171H68ZM71 170H72V172H71ZM180 170H183V172L181 171L182 174L180 173ZM235 170H238V174H235L237 172ZM241 170L245 173V175L242 174L243 172L241 173ZM1 171H0V174H2V175H0V177H1L0 179H2L1 180L2 182L0 181V183H2V184H0V188L3 185V183H4L3 182L4 181V178L6 177V176H4L3 172H1ZM12 171H13V173H12ZM60 171H62L61 173L64 172L63 175H61ZM65 171H67V173ZM140 171L143 172L144 174H141ZM139 172H140L141 175L139 174ZM172 172H174V173L172 174ZM175 172L179 176H175ZM31 173H32V175H31ZM78 173L80 175H78ZM136 173L139 174V175H137ZM163 173H164V175H163ZM29 174L31 176H29ZM44 174L46 176H44ZM135 174H136V177L138 176L137 177V180L139 179L138 181L137 180L136 181L134 180V178L136 179ZM148 174H150V175H148ZM168 174H166V177L163 178V179H165V178L168 179L167 182L164 181L161 178H160L161 180H159V182L160 183L166 182L165 183L166 185L168 183L169 186H172L173 185L172 183H174V182L172 181V183H169L171 181V178H170L171 176H169ZM202 174H204V175H202ZM239 174H241V175H239ZM13 175H10V176H7V177L8 178L14 177ZM65 175H66V178L64 177ZM126 175H128V176H126ZM143 175L146 178L143 177ZM43 176L44 177H47V179L44 178ZM75 176H77V177H75ZM139 176L140 177H143V180L145 182L143 187H146L147 188L146 190H144L145 188H143V189L141 188V186H142L143 183L142 184H139V183L142 182V181H140V179L142 180V178H139ZM148 176L149 177L152 176V178L153 179L155 178V179L151 181L152 178L150 177L151 179H149ZM204 176H205V178H204ZM208 176H210V178L212 180L208 179L207 178ZM243 176H244V179H243ZM30 177H32V178H30ZM33 177H35V178H33ZM82 177L87 178V180L86 179L84 180V178H82ZM127 177H128V179H127ZM175 177H176V179H175ZM179 177H182V178H179ZM82 179H83V181H87L88 184L86 182H83ZM130 179H132V181L134 182V185H133V183H131V181H129ZM147 179H149L150 182H153L154 181V183H156V184L151 183V184H153L152 186L155 185V187H153V188H156V190H155L156 192L153 191V188H151L152 190L150 189V187H152L151 184H148L150 186L149 188L147 187V184L146 183H150V182H146ZM214 179H215V181H214ZM57 180H56V182H57L58 185H56V182H55V185H54V183L51 182V181L50 182L49 181L47 182L48 185H50V183H52V185L50 187H48L47 184H45V185L43 184L44 186L47 185V188L48 189L43 186L44 189L41 190V193H44L45 191L46 192H49V190H52L54 188L53 186H55V187L56 186H59V182ZM241 180H242V182H240ZM244 180H245L246 184H245ZM15 181L17 183H15ZM18 181L15 179L14 181H12L10 183L11 184L10 185L11 188L13 190H15L16 192L19 191V187H20L19 186L20 183ZM34 181H35L36 185H35ZM75 182H79V184H80V182H82L84 184L83 185L81 184V186H80V185H78V183H75ZM38 183H40L41 185L38 184ZM135 183L136 184H139L140 186L139 185L138 186L135 185ZM181 183H183L184 185H187L186 188H188V186L191 187V185L193 187V185H194L195 187H198V189H200L201 191L203 190V191L201 192L198 189H196L195 187H193L196 190H198V192L194 191L197 194L191 193L189 191V189L187 190V193H188V195H189V193H191L192 195H196V196H192V195L187 196V194L186 195L184 194V196H183V194H181V193L183 191L185 193V190L186 189H182V188H185V186L182 187L183 184H181ZM218 183L219 184H222L223 183L222 188H221V185H219ZM75 184L78 186V189H76V188L73 189V187H76ZM162 184H164V183H162ZM213 184H218V185H215L214 186ZM166 185H165V187H166ZM242 185H245V186H242ZM16 186H17V188H16ZM84 186H85V188L82 189ZM156 186L159 187V188H157ZM162 186L164 187V185H162ZM173 186H174V188H176L175 185H173ZM212 186L214 188L215 187L217 188V186H220V189H219V187L217 189L216 188L215 189L216 190L219 189L221 192L220 191H218V192L216 191L217 193H215L214 192L215 189ZM13 187H15V188H13ZM38 188H39V190H38ZM139 188H141L142 190H139ZM179 188H181L183 191H181V189H180V192H179ZM75 189L77 191H75ZM211 189L214 190V191L212 190V192H214L215 194L214 193L212 194ZM35 190H37V191H35ZM161 190H164V191H161ZM193 190H191V191H193ZM224 190H226V192H228V191H230V192H228V194H223L224 193ZM73 191H71V192H73ZM206 191H207V193H206ZM209 191L211 192L210 193L211 195H209V193H208ZM46 192H45V194L48 195L49 193L47 194ZM74 192L73 193H70L68 191L67 192L68 195L66 193H64L63 195H61L63 198L60 197V196H59L60 198L59 197L57 199L55 198L57 200V203L56 202L54 203L53 201H51V203L57 204L58 205L57 209H60V207H62L61 205H63L65 203V202H63L64 200H62V199H66V197H71V195L75 194ZM115 192H116V194H115ZM158 192H160V193H158ZM199 192H201L202 194L205 192L206 195L204 197H206L207 200H204L205 198L202 199L204 194L202 195ZM8 193H9V191H8ZM32 193H33L34 196L33 195L29 196V194H32ZM35 193H36V195H35ZM83 193H84V195H83ZM198 193H199L200 197L202 196V198H197V197H199L198 196ZM112 194H115V195L112 196ZM207 194L209 195L208 197H210L209 199L207 197ZM64 195H67V196H64ZM85 195H87V196L85 197ZM116 195H117V197H116ZM215 195H220V196H218L216 198ZM226 195H228V196H226ZM229 195H230V197H229ZM82 196H84L85 198H87V197L88 198L87 199H84V197H82ZM111 196L112 197L115 196L116 198L115 199L114 198H111ZM185 196H187L186 197V200H189V199H191L193 197L192 199H194V202L192 200L186 201L185 200ZM213 196H215V198ZM20 197H22V198H20ZM20 197L18 196V198L16 199V200H18L19 203L16 204L18 206H17V208H15V210H14L15 212L13 211V208L10 207V205L7 206V208L5 210H3V207L0 204V206H1L0 207V217H1V225H0V227L2 226L1 228H4V230L9 231V232L12 231L11 232L12 233V236L15 234V231L19 232L20 230H22V227L28 228L27 230H30L31 227L33 229L35 228V230H33L35 232H33L32 229H31L32 234H31V232H29V238H28L29 241L27 242V244L25 243L26 249H25V246L23 245L21 247V250L23 248L24 250L29 251L30 248H31V251L30 252H32L33 254H35L36 252H37V254L39 253V255H37L38 257H36V254L34 256L35 258H37V260L33 257L35 260L32 258L33 260L30 259L29 260L30 262H27V264L28 263L29 264L30 263L31 264H35L34 262L35 261L37 262L38 260H39V262H37L36 264L40 263L41 261H42L41 264H45V262H46V260H45L46 259L45 251L47 249H49V246L51 245L50 244L51 241H50V243L49 242H45V241H49L51 239V237L53 238L54 233H53V230L51 229V226H53V225H51V226L49 225L51 221H49V223L43 221L48 226L47 225L45 226V224H42L43 222L41 221V219H43V218L40 217V219L38 220V216H41L40 215V212H38V211H39V208L41 210V205L43 206V204L44 203H47L48 201H45L42 196H40V198H38L39 197L38 196L37 198L41 202H42V199L45 202L44 203L42 202L43 204H41L39 200L35 199V201H33V202L35 203L37 201V204L38 205L41 204V205L38 206L36 203H35L36 206L33 203L30 204L31 206L34 205V207L37 210L35 208H33V206L31 208V206L29 205L30 206L29 207L30 208V211L32 210L31 216L33 215V217L35 218V220H34L35 223L33 221V218L32 217H29L28 220H27V226H28V222L29 223L33 222V223L30 224V227L29 226L27 227L26 226V223H23V222L21 223L22 220L20 218L21 217V213H20L19 207H20L21 203L23 201H25V198H23L24 197L23 195L20 196ZM189 197H191V198H189ZM223 197H225L227 200H225V198H224V200H222L221 198H223ZM182 198H184V201H183ZM55 199H54V201H55ZM88 200L91 202V203L89 202L90 205L87 203ZM112 200L115 201V203L116 202L118 203L119 201L121 202L123 200L121 202V204H120L121 206L119 205V203L116 204L118 207H121L122 208V209L119 208L120 211L117 209V211H119V212H121V210L125 209L127 207V205L133 206L132 208L131 207H129V208L127 207L128 210L130 209L129 212H127L128 210H126V209L124 211L126 214H129L131 212L130 214H132V215L130 217H128V219H126L125 221H123L124 219H122V221H118L119 220V216L117 215L118 213L115 212L116 210H115L114 207L110 206V204H111L110 202H112ZM169 200H170L171 203H172V201H173V203L175 201V204L174 205H176L178 202H180V203H178V205H180L181 202L184 203L185 201L189 205L192 204L191 206H189V205H186V203H185L184 205L182 204V206L180 205V207H177V208H176L177 205L176 206L173 205V207L176 208V209H172L171 211L174 210V212H172V213H176L177 211H180L184 207L183 208V211L181 210V214L179 213L180 216L181 215L183 216L182 217L183 218L182 220H184L185 217H187L186 214L187 215L190 214V212L189 213H187V212L193 209L191 211V214H192V216H194V218L190 216L191 214L189 215L190 218H189V216L187 217L190 220L189 219L186 220L187 219L186 218L184 221L180 220L181 217L177 216L178 214H172V215H174V218L173 217H169V216H172V215H169L170 214L169 213L170 212L169 210L171 209V206H172V205H170L171 204L170 202H167ZM190 201H192V202H190ZM82 202L87 203L85 205H88V207H86ZM127 202H129V203H127ZM163 202H167L169 204L166 205ZM16 203H17V201H16ZM59 203H61V204H59ZM126 203H127V205H126ZM160 203L163 204V205H161ZM165 206H168V207L170 206V208L167 209L168 207H166V210L163 209L166 212V214H165L166 216H164L161 219V223H160V220L158 221L157 225H159V227L161 229L160 230L157 229L156 231H154L155 233L153 232L151 235L147 236V235H145V232L142 231V230L145 231V229H146V228L144 229V226L141 227V229L139 230L136 227H134V226L131 225V223H133L134 221L136 222L135 219L139 218V216L142 213H143L142 215H145V217L144 218L140 217L139 219H141V218L144 219V223L146 221L147 222L149 221L148 223H150L151 221L148 218L150 216L151 217L152 216H156L157 215V212L159 213L162 210V207L165 208ZM185 207H187V208L190 207V208H188L187 211H186L185 210ZM200 207H202V209H201L202 211H200ZM204 207L205 208L207 207L206 209L208 211L205 212L204 210H206V209ZM8 208H10V211H8ZM62 208L60 209V212H58V216L56 217V219H58V221L56 222V219H55L54 220V224H58L59 219L62 218L61 217L62 214L65 213V211L63 212V210H65V209L64 208L62 209ZM34 209L37 212H35ZM131 209H133V212H132ZM177 209H179V210H177ZM175 210H176V212H175ZM184 210H185L186 214H185ZM196 210H198V211H196ZM203 211H204V213H202ZM11 212H13V216H12L13 219H11V217L9 215V214H11ZM61 212H62V214H61ZM152 213H156V214H152ZM193 213H194V215H193ZM202 214L204 216H202ZM35 215H37V217H35ZM167 215H169L168 216L169 219H167L168 218ZM176 216L179 217V219ZM7 217H8V219H7ZM31 218H32V221H30ZM133 218H135V219L131 222V219H133ZM6 220H7V222H6ZM8 220H9V222H11V221L13 222V220H14V223H12V222L9 223ZM15 220H16V223H15ZM36 220H38V221H36ZM162 220L163 221L165 220V223L162 222ZM168 220L170 222L172 221L171 223L169 222L171 224V225L168 224L169 227L166 224V223H168L167 222ZM195 220H198V221H195ZM19 221H20V223H19ZM46 221H48V219H46ZM179 221L180 222H184V223H186V221H189V223L185 224L186 228H184V225H182V223H180ZM129 222H131V223H129ZM141 222H143V220H141ZM173 222L177 223L176 224L177 229H175L176 226H174V223ZM200 223H202L203 225L200 224ZM6 224H8V225H6ZM21 224L23 226H21ZM165 224L167 225V227H166ZM178 224H181V225H178ZM35 225L38 226V227H36ZM42 225H44L47 229L46 228L44 229V226H42ZM187 225L191 229L187 228ZM40 226H41V228H40ZM172 226H173V228H172ZM199 226H201V227H199ZM197 227H198L199 230L197 229ZM204 227H205V229H204ZM100 228L102 229V231L100 230ZM13 229L15 231H13ZM208 229H210V230H208ZM43 230H45V231H43ZM47 230H49V232L51 231V233H49ZM192 230L193 231L195 230V231L193 232ZM214 230H215V232H214ZM46 231H47V233H46ZM199 231H201V233ZM210 231H212L211 234H210ZM217 232L219 233L218 234L219 236L216 235V234H214V233H217ZM42 233H44V234L41 235ZM30 234L33 235V236H30ZM206 234H208V235H206ZM37 235L39 236L38 238L36 237ZM45 235H47L46 238H45ZM34 236L36 237V239H38V242H35L36 239H33ZM217 236H218V238H217ZM30 237H32V238L30 239ZM111 237H110V239L112 240ZM43 238H45V239H43ZM189 238L191 240H189ZM209 239H210V241H208V243H207V240H209ZM211 239H213L214 243L212 242ZM217 239H218V241H217ZM42 240H44L43 243H42ZM92 240L90 241V243H87L88 242L87 241L86 244H91L92 245ZM194 240H196V241H194ZM197 242L198 243L201 242V243H203L207 247L208 246H212L213 249H212V247H208L207 250L206 249L205 250L203 249V251H202L201 249H202L203 246L201 247V244L199 243L200 244L199 245ZM205 242H206V244H205ZM210 242H211V244L213 243V245L209 244ZM216 242H220V244H217ZM44 243H47V245L44 244ZM194 243H195V245L197 244L198 247H201L199 249L203 253L205 252L206 255H205V253L204 254H201V251L199 249H197V247H195ZM48 244H49V246H48ZM106 244H108V245L106 246L105 243H104V245L103 244H100L99 246L98 245H96V246L94 245L95 246L94 248H96L98 250L101 247L102 249H100V250H102L104 252V251L108 250L107 248L114 246V244L112 246H109L110 243H107V242H106ZM192 244L194 245V248H193V245ZM216 244H217L218 247H216ZM39 245L42 246V247H39ZM101 245H103V246H101ZM214 246L216 247L215 249H214ZM33 247H34L35 250L37 249L38 251H39V249H41L40 250L41 252L40 251L38 252L37 250L35 251L33 249ZM104 248H106V249H104ZM203 248H205V247H203ZM216 249L219 250V251H215ZM100 250H98V251L100 252ZM190 250H191V252H190ZM208 250H209V252H208ZM34 251H35V253H34ZM192 251H193V254L196 257H193L192 256ZM210 251H214L215 254H217V253H220V254H217L216 257H215L214 252H212L213 255L211 257H209V255L211 253ZM66 252H69L70 253V251H66ZM46 253H47V251H46ZM43 254H45V255L43 256ZM92 255L93 254H89L88 256L89 257L91 256L90 258L94 259ZM218 255H221V257L219 256L218 257V260H215V259H217V256ZM40 258H41V260H40ZM64 258H65V260L67 262H65ZM70 258L71 257L68 254L65 253V254H63V256L61 258L63 262L61 261V259H58L57 258L60 261H57L56 262L57 259H54L53 260L54 262H52V263H54V264H57V263L60 264L62 262L61 264H71L72 262L73 263H76L77 262L79 264L80 263L83 264L82 263V260H79V259H81L80 256H77L75 258L76 262L75 261H72ZM77 258H79V259H77ZM90 258H88V259H90ZM210 258H212L211 259L212 261L210 260ZM82 259H83V257H82ZM221 259H222V261H221ZM31 260H32L33 263L31 262ZM106 260L107 259H105L103 261L105 262ZM90 261H92L91 263L89 262L90 264H94V262H96L95 260H90ZM97 261L99 262L98 264H101V262L103 263V261H101V262L99 260H97ZM213 261H216V262L219 261V262L216 263V262H213ZM84 264H86V263H84Z\"/></svg>",
  "mask_w": 264,
  "mask_h": 264
},
{
  "label": "bare ground",
  "instance_id": "2",
  "mask_svg": "<svg viewBox=\"0 0 264 264\" xmlns=\"http://www.w3.org/2000/svg\"><path fill=\"white\" fill-rule=\"evenodd\" d=\"M35 1H36V0H35ZM37 1H41V0H37ZM118 1H119V0H118ZM121 1H122V0H121ZM144 1H145V0H144ZM209 1H210V0H209ZM213 1H214V0H213ZM215 1H216V0H215ZM215 1H214V2H215ZM1 2H2V1H1ZM46 2H47V1H46ZM77 2H78V1H77ZM119 2H120V1H119ZM214 2H212V5H213V6L210 5L211 7H214L215 5L217 6V3L215 4ZM219 2L221 3V6L219 5V8L222 7V8H223L222 11H226L227 13L230 14V15H228L229 18L227 19V22L231 21L232 18H233L232 20L235 21V22L232 21V22H233L232 24L235 23V24L237 25L238 29H239V30L236 29V30H237L236 33H238V32L240 31V29H241V30L243 31L242 33H245V34L247 33V34H246L247 36L250 35V36L253 38V41H254L255 39H257V40H255L256 43H258L257 41H259V40L264 41V0H219ZM219 2H218V4H220ZM4 3H5V1H4ZM35 3H36V2H35ZM37 3H39V2H37ZM43 3H44V2H43ZM63 3H64V2H63ZM63 3H62V4H63ZM72 3H73V2H72ZM122 3H124V2H122ZM208 3H209V2H208ZM213 3H214L215 5H214ZM7 4H8V3H7ZM29 4H30V3H29ZM29 4H28V5H29ZM39 4H40V3H39ZM56 4H57V3H56ZM144 4H145V3H143V5H144ZM209 4H211V3H209ZM244 4H245V5H246V4H247V5L249 4V6L246 8V10H243V9H242V7H244ZM1 5H2V4H0V6H1ZM24 5H25V4H24ZM59 5H60V4H59ZM59 5H58V7H59ZM120 5H121V7H122V4H119L118 6L120 7ZM22 6H23V5H22ZM32 6H33V5H32ZM32 6H31V7H32ZM35 6H36V5H35ZM45 6H46V5H45ZM48 6H49V5H48ZM68 6H69V5H68ZM2 7H3V6H2ZM27 7H28V6H27ZM31 7H29V8H31ZM63 7H64V6H63ZM80 7H81V6H80ZM119 7H117V8L119 9ZM141 7H142V6H141ZM18 8H19V7H18ZM36 8L39 9L40 7L37 6ZM66 8H67V7H66ZM98 8H99V7H98ZM113 8H114V7H113ZM117 8H116V9H117ZM124 8L126 9V7H124ZM124 8H121V9H124ZM143 8H144V7H143ZM143 8H142V9H143ZM160 8H161V7H160ZM27 9H28V8H27ZM27 9H26V10H27ZM43 9H44V8H43ZM81 9H82V8H81ZM93 9H94V8H93ZM95 9H96V8H95ZM147 9H148V8H147ZM155 9H157V8H155ZM26 10H25V11H26ZM44 10H45V12H44ZM44 10H42V9L40 10V9H39V11H41L40 14L42 15L41 17L39 16V19L41 18L40 20L45 21V22H47V24L49 23V24H51V25H53L54 23H56L57 21H56V22H53V21H55V17L53 16V18L51 19V17L48 16L49 14H48V13L46 14V10H47V9L45 8ZM62 10H63V9H62ZM98 10H99V9H98ZM152 10H154V9H152ZM159 10H161V9H159ZM163 10H164V9H163ZM220 10H221V8H220ZM0 11H2L1 8H0ZM28 11H30V9L27 10L26 12H28ZM31 11H32V12H35V11H33V10H31ZM84 11H85V10H84ZM119 11H121V10H119ZM119 11H118V12H119ZM140 11H142V10H140ZM146 11H147V10H146V8H145V11H144V12H146ZM157 11H158V10H157ZM216 11H217V9H216ZM216 11H215V9L213 10V12H216ZM32 12H31V13H32ZM50 12H51V11H50ZM63 12H64V11H63ZM122 12H123V10H122ZM125 12H127V11H125ZM147 12L149 13V12H151V11H147ZM158 12H159V11H158ZM226 12H225V14H226ZM1 13H2V12H0V16H3V13H2V14H1ZM148 13H146V15H144L145 13H142V14H143L144 16H147ZM216 13H217V12H216ZM216 13H214V15H215V16H218V15H216ZM32 14H34V13H32ZM51 14L53 15V13H51ZM51 14H50V15H51ZM125 14H126V13H125ZM125 14H124V15H125ZM151 14H153V12H151ZM156 14H158V13H156ZM156 14H154V16H152V17L158 16V15H156ZM211 14L213 15L212 12H211ZM218 14H219L221 20H222V19L224 20V18H227V17H228L227 14H226V15L224 14L226 17H224V18L221 17L220 14H223V12H222V13L220 12V13H218ZM24 15H25V14H24ZM36 15H37V14H36ZM52 15H51V16H52ZM54 15H55V14H54ZM127 15H128V14H127ZM208 15L210 16L209 13H208ZM214 15H213V16H214ZM224 15H222V16H224ZM29 16H30V13H29ZM29 16H27V17H29ZM219 16H218V17H219ZM230 16H231V17H230ZM152 17H150V18H152ZM159 17H160V16H159ZM210 17H212V16H210ZM0 18H1V17H0ZM21 18H22V17H21ZM25 18H26V17H25ZM57 18H58V17H57ZM129 18H130V17H129ZM147 18L149 19V17H147ZM156 18H157V17H156ZM214 18H215V17H214ZM214 18H212V19L215 20ZM230 18H231V19H230ZM39 19H38L37 21H39ZM53 19H54V20H53ZM121 19H122V18H121ZM152 19H153V18H152ZM154 19H155V18H154ZM209 19H210V18H208L207 20H209ZM229 19H230V20H229ZM3 20H5V19L3 18ZM6 20H7V19H6ZM12 20H13V19H12ZM35 20H36V19H35ZM35 20H34V21H35ZM60 20H61V19H60ZM98 20H99V19H98ZM127 20H128V19H126V21H127ZM216 20H218V18H217ZM221 20H220V21H221ZM223 20H222V21H223ZM225 20H226V19H225ZM225 20H224V21H225ZM126 21H125V22H126ZM131 21H133V20H131ZM210 21H212V20H210ZM253 21H255L258 25L256 24V25H257L256 27L254 26V28H249L248 25H250V24H248V22H253ZM2 22L4 23V21H2ZM11 22H12V21H11ZM23 22H24V21H23ZM102 22H103V21H102ZM104 22H105V21H104ZM122 22H123V21H122ZM127 22H129V21H127ZM227 22H225V23H227ZM0 23H1V22H0ZM6 23H7V22H6ZM25 23H27V22L25 21ZM60 23H61V22H60ZM132 23H133V22H132ZM213 23H214V22H213ZM213 23H212V24H213ZM219 23H220V22H219ZM219 23H218V21H216L214 27H215V28H219V26L221 27L220 24H222V23H220V24H219ZM230 23H231V22H230ZM56 24H57V23H56ZM56 24H55V25H56ZM120 24H121V23H120ZM124 24H125V23H124ZM140 24H141V23H140ZM212 24H211V25H212ZM216 24H218L219 26L216 27V26H217ZM223 24H224V23H223ZM223 24H222V27H223ZM5 25H6V24H5ZM7 25H9V23H8ZM38 25H39V24H38ZM41 25H42V24H41ZM43 25H44V24H43ZM43 25H42V26H43ZM45 25H46V24H45ZM103 25H104V24H103ZM129 25H130V24H129ZM129 25H128V26H129ZM211 25H210V26H211ZM213 25H214V24H213ZM224 25H225V24H224ZM227 25H228V24H227ZM230 25H231V24H230ZM23 26H24V25H23ZM42 26H41V27H42ZM48 26H49V25H48ZM58 26H59V24H58ZM58 26L56 27L57 29L54 27V25H53L54 28H50L51 26H49L50 29L47 28V29H49V30L45 31L46 34L43 35V34L41 33V35H42L41 38H40V36H39V38L41 39V40H40V43H41V41L44 42L45 40L47 41V40H49V39H56V40H58V42H56V40H55V41L53 40V41H54V44H55V42H56V44L58 45V46H57V45L54 46V47H55V48H54V51H56V50L60 51V50H61V49L59 50V48L62 47V46H59L60 43H61V45H65L64 43H62V42H65V41H62V39L60 40V38H61L60 36H62L63 33L61 34L60 26H59V27H58ZM126 26H127V25H126ZM135 26H136V25H135ZM160 26H161V24H160ZM160 26H159V27H160ZM225 26H226V25H225ZM225 26H224V27H225ZM232 26H233V25H231V27H232ZM247 26H248V27H247ZM0 27H1V28H2V27L8 28V27H6V26H2V25H0ZM100 27H101V26H100ZM129 27H131V26H129ZM133 27H134V26H133ZM142 27H143V26H142ZM161 27H162V26H161ZM214 27H213V28H214ZM222 27H221V29L224 30V29H223L224 27H223V28H222ZM227 27H230V26H227ZM1 28H0V30H1ZM23 28H24V27H23ZM112 28H113V26H112ZM139 28H140V27H139ZM156 28H157V27H156ZM204 28H205V27H204ZM207 28H208V27H207ZM232 28H234V26H233ZM235 28H236V26H235ZM235 28H234V29H229V28H227V29L231 30V31L228 30V31H229L228 33L231 32V33H230V35H231V34H232V31L235 30ZM2 29H3V28H2ZM12 29H14V28H12ZM143 29H144V28H143ZM158 29H159V28H158ZM196 29H197V28H196ZM202 29H203V28H202ZM221 29H220V30H221ZM9 30H10V28H9ZM14 30H15V29H14ZM14 30H13L12 34H13V36H14V38H15L16 35H15V31H14ZM16 30H17V29H16ZM21 30H22V28H21ZM93 30H94V29H93ZM156 30H157V29H156ZM203 30H204V29H203ZM208 30H210V29H208ZM211 30H212V28H211ZM211 30H210V31H211ZM214 30L217 31V32L215 31V33H217V34H218V32L220 31L219 29H218V30H217V29H214ZM225 30H226V29H225ZM3 31H4V30H3ZM19 31H20V30H18V32H19ZM42 31H43V30H42ZM114 31H115V30H114ZM194 31H195V30H194ZM200 31H201V30H200ZM205 31H206V29H205ZM210 31H209L208 33H210ZM212 31H213V30H212ZM0 32H1V31H0ZM4 32H5V31H4ZM40 32H41V31H40ZM40 32L38 33L39 35H40ZM143 32H144V31H143ZM192 32H193V30H192ZM192 32H191V33H192ZM195 32H198V31H195ZM223 32H227V31H223ZM10 33H11V32H10ZM93 33H94V32H93ZM144 33H145V32H144ZM149 33H151V32H149ZM199 33H200V32H199ZM201 33H202V32H201ZM220 33H221V32H220ZM228 33H226L227 35H226L225 33H221L220 35L225 34V37H224V35H222V36H223V38H226V36H229ZM239 33H240V32H239ZM12 34H11V35H12ZM16 34H18V33H16ZM26 34H27L26 31H23V32H19L18 36L21 37V38L23 39V38H24V35L26 36ZM128 34H129V33H128ZM182 34H183V33H182ZM203 34L205 35L206 32L203 33ZM211 34H212V35H211L212 37L215 36V35L213 36L214 33L211 32ZM245 34H244V35H245ZM0 35H2V33H1ZM141 35H142V34H141ZM146 35H147V34H146ZM190 35H191V34H190ZM192 35H193V34H192ZM196 35L198 36V33H196ZM200 35H201V34H200ZM204 35H203V36H204ZM232 35H233V34H232ZM47 36H48L49 38H48ZM119 36H120V35H119ZM126 36H127V35H126ZM129 36H130V35H129ZM193 36H194V37H197V36H195V35H193ZM193 36H192V37H193ZM235 36H238V35L234 34V41L236 40V38H238V37H235ZM241 36H242V34H241ZM241 36H240V38H241ZM250 36H249V37H250ZM91 37H92V36H91ZM145 37H146V36H145ZM212 37H211V38H212ZM230 37L233 38V36H230ZM251 37H250V41H251ZM3 38H5V37H3ZM10 38H11V36H10ZM14 38H13V39H14ZM16 38H17V36H16ZM16 38H15V39H16ZM39 38H38V39H39ZM62 38H63V37H62ZM93 38H94V36H93ZM112 38H113V37H112ZM149 38H150V37H149ZM200 38H201V37H199V39H200ZM217 38H219V36H217ZM223 38L220 39V40H221V41H224ZM242 38H243V37H242ZM245 38H246V36H245ZM17 39L20 40L19 38H17ZM17 39H16V40H17ZM22 39H21V40H22ZM38 39L36 38V41H37ZM42 39H43L44 41H43ZM146 39H147V38H146ZM150 39H151V38H150ZM150 39H149L148 41H150ZM192 39H193V38H192ZM212 39H213V38H212ZM228 39H229V38H228ZM243 39H244V38H243ZM246 39H248V38H246ZM246 39H245V40H246ZM9 40H10V39H9ZM16 40H15V41H16ZM21 40H20V41H21ZM31 40H32V39H31ZM31 40H30V42H31ZM63 40H65V39H63ZM73 40H74V39H73ZM136 40H137V38H136ZM141 40L143 41V39H141ZM215 40H216V39H214L213 41H215ZM217 40H219V39H217ZM220 40H219V41H220ZM231 40L233 41V39H230V40H226V39H225L224 42H226V41L228 42V41H231ZM237 40L239 41V39H237ZM237 40H236V42H238ZM241 40H242V39H241ZM10 41H11V40H10ZM46 41H45V42H46ZM50 41H51V40H50ZM53 41H52V42H53ZM59 41H61V42H59ZM79 41H80V40H79ZM79 41H78V42H79ZM117 41H118V40H117ZM148 41H147V42H148ZM192 41L194 42V40H192ZM196 41H197V43L199 42L198 40H196ZM211 41H212V40H210V42H211ZM221 41H220V42H221ZM232 41H231V42H232ZM248 41H249V40H248ZM17 42H18V41H17ZM32 42H33V41H32ZM34 42H35V41H34ZM34 42H33V43H34ZM38 42H39V41H38ZM45 42L42 43V44H44V47H45ZM82 42H83V41H82ZM110 42H111V41H110ZM224 42H222V47H223V44H226V43H224ZM241 42H242V41H241ZM245 42H246V41H245ZM15 43H16V42H15ZM50 43H51V42H50ZM58 43H59V44H58ZM71 43H72V42H71ZM113 43H114V42H113ZM113 43H112V44H113ZM120 43H121V42H120ZM125 43H126V42H125ZM140 43H141V41H140ZM195 43H196V42H195ZM229 43H230V42H229ZM233 43H234V42H233ZM233 43H231V44H233ZM243 43H244V42H243ZM259 43H260V42H259ZM46 44H47V43H46ZM51 44H52V43H51ZM72 44H74V42H73ZM76 44H77V43H76ZM83 44H84V43H83ZM187 44H188V43H187ZM238 44L240 45V41H239ZM246 44H247V42H246ZM252 44H253V43H252ZM254 44H255V42H254ZM262 44H263V43H262ZM13 45H14V44H13ZM27 45H28V44H27ZM27 45H26V46H27ZM36 45H37V44H36ZM38 45H40L39 47H41V44H38ZM68 45H69V44H68ZM119 45H120V44H119ZM125 45H126V44H124V46H125ZM142 45H143V44H142ZM142 45H141V46H142ZM189 45H190V44H189ZM239 45H238V46H239ZM241 45H242V44H241ZM241 45H240V46H241ZM47 46H48V45H46V48H48ZM52 46H53V44H52ZM84 46H86V48L88 49V51L90 50V48H88L87 45H84ZM84 46L82 45L83 49H84ZM135 46H136V45H135ZM209 46H210V45H207V47H209ZM230 46H231V45H230ZM232 46H233V45H232ZM235 46H236V44H235ZM238 46H237V47H238ZM240 46H239V47H240ZM1 47H2V46H1ZM12 47H13V46H12ZM16 47H17V46H16ZM44 47H43V46H42V48H38V47L35 48V47H34L35 49H31V50H29L28 52H25V55L22 54V56H23V57L25 56V58H26V56L28 57L29 55L31 56L32 54L35 56V57L32 56V60H31V61L25 59V60H26V63H25V62H24V63L26 64V66H25L26 69L29 70L30 72H32V71L34 70L33 72L35 73V74H34L35 78H34L33 80H34L35 82H38L40 79H43L44 77L42 78V76H43L45 73H47V72H50V75H48V76H49V78H50L51 80H53V81H54V80H57V79H59L58 81H60L61 79L64 80V78L66 77V75H67L68 73H70V71H71L70 68H71L72 70H73V68H72L71 66L69 67V65L67 64L68 61H66V60H65L64 62L57 63V65L50 66V65H52L51 63L54 62V61H52V62L50 63V61L53 60V59H55V58H51V57L48 58V57H47L46 51L49 50V49H47V50L45 51V54H46V56H45V55H44V50H43ZM64 47H65V46H64ZM64 47H62V48H64ZM80 47H81V46H80ZM92 47H93V46H92ZM92 47H91V48H92ZM138 47H139V46H138ZM188 47H189V46H188ZM207 47H206V48H207ZM217 47H218V46H217ZM219 47H220V46H219ZM224 47H225V45H224ZM239 47H238V48H239ZM242 47H243V46H242ZM244 47H245V45H244ZM3 48H4V47H3ZM6 48H7V47H6ZM20 48H21V47H20ZM31 48H32V47H31ZM50 48H52V47H50ZM172 48H173V47H172ZM206 48H205V49H206ZM209 48H210V47H209ZM209 48H208V49H209ZM245 48H246V47H245ZM17 49H18V47H17ZM102 49H105V48H102ZM1 50H2V49H1ZM13 50H14V49H13ZM13 50H12V51H13ZM51 50H53V48H52ZM63 50H64V49H63ZM63 50H61V51H63ZM84 50H85V49H84ZM158 50H159V49H158ZM168 50H169V49H168ZM172 50H173V49H172ZM203 50H204V49H203ZM210 50H211V49H210ZM212 50H213V49H212ZM212 50L210 51V54H214V53H211ZM216 50H217V49H216ZM49 51H50V50H49ZM49 51H47V53H48ZM77 51H78V50H77ZM88 51H87V52H88ZM96 51H97V50H96ZM98 51H99V50H98ZM169 51H170V50H169ZM169 51H166V53L169 52ZM204 51H206V50H204ZM207 51H208V50H207ZM207 51H206V53H209V52H207ZM2 52H3V51H2ZM85 52H86V50H85ZM100 52H102V51H100ZM103 52H104V50H103ZM159 52H161V51H159ZM172 52H173V51H171V53H172ZM216 52H217V51H216ZM216 52H215V53H216ZM10 53H11V52H10ZM30 53H31V54H30ZM51 53H52V51H51ZM56 53H58V52H56ZM171 53H168V56H169V57H172V56H173V55L170 56ZM0 54H1V53H0ZM52 54H55V53H52ZM52 54H51V56H52ZM89 54H90V53H89ZM93 54H94V53H93ZM95 54H96V53H95ZM98 54H99V53H98ZM161 54H164V53L162 52ZM173 54H174V52H173ZM200 54H202V53H197V55H200ZM2 55L4 56V54H2ZM2 55H1V57H2ZM7 55H8V54H7ZM10 55H11V54H10ZM16 55H17V54H16ZM49 55H50V54H49ZM61 55H62V54H60V56H61ZM91 55H92V54H91ZM91 55H90V56H91ZM99 55H103V54L100 53ZM159 55H160V53H159ZM176 55H177V54H176ZM176 55H175V56H176ZM195 55H196V54H195ZM204 55H205V53H203V56H204ZM5 56H6V55H5ZM30 56H29V57H30ZM56 56H58V55H56ZM64 56H65V55H64ZM96 56H98V55H96ZM133 56H134V55H133ZM164 56H166V55H163V56L160 55V56H159V61H160V57L162 58V57H164ZM168 56H167V57H168ZM206 56H209V54H208V55L206 54ZM210 56H211V55H210ZM212 56H213V55H212ZM212 56H211V57H212ZM1 57H0V59H1ZM19 57H21V56H19ZM23 57H21L20 60H23V59H22ZM92 57H93V56H92ZM192 57H194L193 60L195 61V60H196L195 56L192 55L191 58H192ZM211 57H209L210 60L212 59ZM4 58H5V57H4ZM56 58L58 59V57H56ZM63 58H64V57H63ZM65 58H66V57H65ZM65 58H64V59H65ZM89 58H90V57H89ZM94 58L96 59V57H94ZM97 58H98V57H97ZM106 58H107V57H106ZM106 58H105L104 60H106ZM133 58H134V57H133ZM133 58L131 57V60H132ZM135 58L137 59L136 56H135ZM165 58H166V57H165ZM165 58H163V59H165ZM173 58H174V56H173ZM50 59H51V60H50ZM57 59H56V60H57ZM91 59H92V58H91ZM99 59H100L101 61H104V60L101 59L100 57H99ZM123 59H124V58H123ZM126 59H127V58H126ZM126 59H125V61H127ZM136 59H135V60H136ZM4 60H5V59H4ZM4 60H3V61H4ZM18 60H19V58H17V60H15V61H18ZM20 60H19V61H20ZM61 60H62V59H61ZM96 60H97V59H96ZM100 60H99V62H101ZM131 60H129V61L131 62ZM133 60H134V59H133ZM161 60H162V59H161ZM168 60H170V59H168ZM168 60H167V62L169 63ZM171 60H172V59H171ZM1 61H2V60H1ZM1 61H0V90H1V89H4V90L6 89L7 92H6V93L3 92V93H5L4 96H3V95H2V97L0 96V116H1V118L3 119V121H4V132H6V133L8 134V136H9L8 140H6V139L4 138V139H5L4 142L7 141L6 144H8V148H10V150H11L12 153L16 152V154H17V153L20 154V155L17 154V157H15V158H12V157H11L10 160H12V161L8 163V167H9V165L12 167L11 170L14 171V174H15V175L11 174V172H10L9 169H8V167H5V168H7V170H6V169L4 168V166H3V167L1 166L2 168H4V169L6 170V172L9 171V172H10V175H13L14 177H10V178H8L7 176H10V175H7V176H6V174H4L5 170H4V172H3V170L0 169V171L2 170L1 172H3L4 176H6V177L4 178V181H3L4 183H3V185H2L1 188H0V204H1V206L3 207V210H5V209L7 208V206L10 205V207L13 208V211H14L15 208H17V206H18V205H16V204L19 203L18 200H16V199L18 198V196L20 197V196L23 195V196H24L23 198H25V201H26V202L23 201V202L21 203L20 207H19V210H20V213H21V217H20V218H21V220H22L21 223H22V222H23V223H26V226H27V220H28L29 217H32V218H33V221L35 220V218L33 217V215L31 216V212H32V210L30 211V208H29V207L31 206L30 204H31V203H33L34 205H35V203L37 204V201H36L35 203H34L33 201H35V199L39 200L38 198H40V196H42L43 199H44L45 201H48L47 203H44L45 201L42 199V202L44 203V204H43V203L39 200L40 203L43 204V206L38 202V203L41 205V210H40V208H39V211H38V212H40V215H41V216H38V220L40 219V217H42V218H43V219H41L42 222L45 221V222H48V223H49V221H51L49 225H50V226L53 225V226H51V229L53 230V233H54L53 238L51 237V239H52L53 241H52L51 239H50V240L48 239L49 241H45V242H49V243H50V241H51V243H50L51 245L49 246V244H48L49 249L46 250L47 253H46V251H45V254H46V259H45L46 262H45V264H54V263H52V262H54L53 260H54V259H57V258H58V259H61L62 256H63V254H65V253L68 254V255L71 257L70 259H71L72 261H75V262H76L75 258H76L77 256H80L81 259H79V258H77V259L82 260V263H83V264H84V263H86V264H90V263L92 262V261H90V260H95L96 262L93 261L94 264H98L99 262H98L97 260H99V261L101 262V261H103V260H105V259H107V260H106L105 262L103 261V263L101 262V264H154V263H152L151 261L148 262V263L145 262V261H144V262H141V263H140V262L138 263V262H136L135 260H132V259H130L129 257H126L125 254H116L117 251H116V252L114 251L113 247H114V248L116 247V246H115V243H117V242L120 243V242H119V241H120V239H119L120 236H118V235H121V234H123V233H126V230L129 228V226H128V227L126 226V228L123 227L121 230H118V229H117V233H118V231H120V232L117 234V237H116L115 239L112 238V237H114V236H113V234H114L113 232H115V234H116V231H113V232H112V230H111V231H110V230H109V231L106 230V232H101L100 234H99V231H97V233H96L97 235L95 234V238L92 237L93 240L90 238V239L92 240V245H91V244H86L87 241H88L87 243H90V241H91V240L89 241V236H90L91 234L94 233V231H95V227H96V229L99 228V227L102 228L103 224H101V225H100L99 223L96 224V225L99 226V227H97V226H95V225H92L91 227L88 228L87 231L85 230V232L77 231V229H78V228H76L77 226H75V225L72 224L71 226H69V228H68V232L66 231V233H68V234L71 235V238H63V240L61 241L60 236H61V233L64 232V231H63V230H64L63 227H64L65 223H66L67 221H75V220H76V218H74L75 220L72 219V216H74V214H70V211L67 210L68 207H69L70 205H72L73 208H74V207H76L79 203H81V201H86V200H82L83 198H82V199L79 198V197H81V196H79V195H81V192L79 193V190H78L77 193H75L73 190H70V187H71L70 184H71V182L73 181V179H78V178H73V176H72L73 179H72L71 177L69 178V175H70V174H67V175H68V178H66V175L64 176V177L67 179V181H66V182L63 181V185L60 186V183L62 182L63 178H62V176L59 177L60 174H59V176H55V179L57 180L58 177H59L61 182H59V181L57 180V181L59 182V186H56V187L53 186L54 188L52 187L53 189H52V190H49V192H46V191H45L47 194L49 193L48 195H46L45 192H44V193H41V190L44 189L43 186H44L45 184L48 185V183H47L48 181H49V182H50V181L53 182L54 185H55L56 180L53 181V180H54V179H53L54 177H49V178H51L50 180H48V181L45 180L46 183H45L44 180H43V182L41 183V182H40V181H41L40 178H39V180H40V181H39V180L37 179V177H40V175H42L44 172L46 173L47 176H49L50 174H55V173H53V172H54V171H55V172H58V171H59L58 169H59L60 167H64L65 165H71V163L73 164V162L78 161V159H77L78 157H77V158L74 157V155L76 156V154H77V153L75 154V152H76V150H77V149H75V148H77V147L74 145V144H75V142H74V141H75V138H74V137H79V135H77V134H78V133H77L78 131H77V132H74V133H77V134H76L77 136H74L73 138H72V136H71L72 139H71L70 137H65L68 133H67L66 135L63 136L64 138H63L62 136H60V137L63 138V140L60 139L61 141L58 143L59 145H57V146H56V144H57L58 141L56 142V139H54L55 142H56V144H55L54 146H51V148L54 149L55 146H56L57 150L54 149L55 151H59V148H60V149H61V150H60V151H61V154H63V156H62L61 154H59V153H60V151H59V152H57V153H58L60 156H62V157H60V156H59V157H56V154H55V157H56V158H54V159H55V160H58V159H59V161H55V160L53 161L52 159H53V157H54V156H53V155H54V154H53L54 152H53V153L50 152V150H52V149L49 150V147L47 148V147L45 146V145H47V144L50 143L49 140H51V139L48 137L49 134H48V136H47V134L45 133V134H46L45 136H47L49 139H48L47 137L45 138V136H43L44 131H45V130L43 131L44 128H43V129H40V128H41V127H40L41 125H39V124L37 123V124L39 125V126H37L36 123H35L36 120L34 119L35 115H36V119H38L37 117H38L40 114L42 115V118H43V115H45V114H44L45 112H42L40 109L44 110V106L46 107V105H43L42 108H40L41 105H42V104H41L40 107H39V109H37V113H38L39 110L43 113V114H42V113H40V114L38 113V116H37V114L35 113L36 110H35V111L33 110L34 113H32V111H31L32 109H29V108L26 107V106H29V105H28V104H27V105H25V104L23 105L24 102L21 101V100H20V102H21V103L23 102L22 105L25 106V107H22V108L18 107V108H20V109H18V110H17V107L14 108L13 105L15 104V102L13 101L14 104H12V100L15 99V96H14V93L11 92V85H10L11 83H10V82H11L12 80H14L13 78H14L15 76H17V75L19 76L20 73L17 74V73H18V72H17L16 75H14L13 70L10 71L11 68H10L9 70H7L6 67L3 68V65H4V64L2 65V62H1ZM11 61H14V60H11ZM11 61H10V63H11ZM15 61H14V62H15ZM19 61H18V63H19V64H20V63L22 64L23 61H22V62H19ZM59 61H60V60H59ZM109 61H110V60H109ZM129 61H128L127 65H130V64H131ZM165 61H166V60H164V61L162 60L163 63H165ZM208 61H209V59H208ZM57 62H58V60H57ZM65 62H66V63H65ZM91 62H92V61H91ZM97 62H98V61H97ZM97 62H96V64H97ZM99 62H98V63H99ZM104 62H105L104 65L107 64L106 61H104ZM122 62H124V60H123ZM134 62L136 63V61H134ZM134 62H133V63H134ZM137 62H139V60H138ZM167 62H166V63H167ZM213 62H214V61H213ZM10 63H9V64H10ZM12 63H13V62H12ZM12 63L10 64L11 66L13 65ZM15 63H16V62H15ZM68 63H71V62L69 61ZM129 63H130V64H129ZM192 63L194 64V62H192ZM224 63H225V62H224ZM91 64H92V63H90V64H88V65H89V66H92ZM96 64H95V65H96ZM101 64H102V62H101ZM108 64H110V63H108ZM108 64H107V65H108ZM122 64H123V63H121V65H122ZM193 64H192V65H193ZM212 64H213V63H212ZM93 65H94V64H93ZM102 65H103V64H102ZM102 65H101V66H102ZM110 65L113 66V64H110ZM110 65H108V66H110ZM118 65H120V64H117L116 66H118ZM125 65H126V64H125ZM133 65H134V64H133ZM133 65H132V66H133ZM210 65H211V63H210ZM224 65H225V66H224ZM224 65H222V66L226 67V64H224ZM7 66H8V65H7ZM19 66H20V65H19ZM97 66H98V65H97ZM112 66H111V67H112ZM116 66H115V67H116ZM222 66H221V67H222ZM14 67H15V65H14ZM16 67H18V66H16ZM16 67H15V68H16ZM20 67H21V66H20ZM20 67H19V68H20ZM22 67H24V66L22 65ZM25 67H24V68H25ZM115 67H112V68H115ZM195 67H196V63H195ZM216 67H217V66H216ZM256 67H257V66H256ZM1 68H2V69H1ZM88 68H89V67H88ZM94 68H97V67L94 66ZM94 68H93V69H94ZM102 68H104V67H102ZM106 68H108V67H106ZM112 68H110V69H112ZM122 68H123V66H122ZM122 68H121V70H122ZM124 68H125V67H124ZM4 69H5V71H4ZM12 69H14V68H12ZM21 69H22V68H21ZM26 69H24V71H26ZM32 69H33V70H32ZM89 69H90V68H89ZM89 69H88V71H87L86 68H85V70H86L87 72L90 71ZM117 69H118V68H117ZM195 69H196V68H195ZM198 69H200L199 71L202 70V68H199V67H198ZM198 69L195 70V71H196V72H195L196 74H197V72H198V71H197ZM214 69H215V68H214ZM223 69H224V68H223ZM31 70H32V71H31ZM74 70H75V69H74ZM74 70H73V71H74ZM83 70H84V69H83ZM94 70H95V69H94ZM104 70H106V69H104ZM107 70H108V69H107ZM119 70H120V69H119ZM119 70H118V71H119ZM130 70H131V69H130ZM216 70H217V68H216ZM216 70H215V71L212 70V71L214 72V75H215V72L218 71V70H217V71H216ZM220 70H222V69L220 68ZM224 70H225V69H224ZM259 70H260V69H259ZM14 71H18V70H14ZM112 71H114V70H112ZM115 71L117 72L116 68H115ZM115 71L113 72V74H115ZM125 71H126V70H125ZM132 71H133V70H132ZM212 71H211L210 73L213 75ZM21 72H22V71H21ZM26 72L28 73V71H26ZM80 72H84V71L80 70ZM91 72H92V70H91ZM126 72H127V71H126ZM134 72H135V71H134ZM218 72H219V78H220V79H222V76H224V75L226 74V73L224 74V72L222 73V71H218ZM218 72H217V73H218ZM220 72L222 73L221 76H220V74H221ZM71 73H72V72H71ZM73 73H76V72H73ZM85 73H86V72H85ZM94 73H95V71H94ZM210 73H209V75H210ZM217 73H216V75H217ZM254 73H255V72H254ZM262 73H263V72H262ZM21 74H22V73H21ZM21 74H20V75H21ZM24 74H25V73H24ZM24 74H23V75H24ZM42 74H43V75H42ZM48 74H49V73H48ZM76 74H78V73H76ZM82 74H83V73H80L81 76H82ZM87 74H88V75H87ZM90 74H92V73H90ZM90 74H89V73H86V75L84 74V76H86V78H87V76L89 77ZM118 74H119V73H118ZM118 74H117L116 78L121 79V78L119 77V75L122 74V72H121L119 75H118ZM128 74H129V75H128ZM128 74H127V76L130 77V73H129V71H128ZM131 74H132V73H131ZM13 75H14V77H13ZM45 75H46V74H45ZM69 75H70V74H69ZM74 75H75V74H74ZM74 75H73V77H74ZM80 75H78V76H80ZM93 75H94V74H93ZM115 75H116V74H115ZM115 75H114V77H115ZM123 75H124V74H123ZM216 75H215V76H216ZM27 76H28V77H26V74H25L24 77H26L27 79L31 77V76L29 77V75H27ZM67 76H68V75H67ZM78 76L76 75L74 78H76V79H80V77L78 78ZM84 76H83V77H84ZM107 76H108V75H107ZM255 76H256V75H255ZM255 76H254V77H255ZM257 76H258V75H257ZM12 77H13V78H12ZM21 77H23V76H21ZM21 77H20V78H21ZM70 77H71V76H70ZM70 77H67L68 80H69ZM73 77H71V79H72ZM103 77H104V79H105V75H104ZM111 77H112V76H111ZM123 77H124V76H123ZM123 77H122V78H123ZM208 77H209V76H208ZM210 77H213V76L210 75ZM216 77H218V75H217ZM248 77H249V76H248ZM16 78H17V77H16ZM18 78H19V77H18ZM45 78H46V76H45ZM49 78H48V81L51 82V81L49 80ZM74 78H73V80H74ZM116 78H114V79L116 80ZM124 78H125V79H122V80H126V78H128V77L125 76ZM173 78H175V77H173ZM173 78H172V80L174 81ZM234 78H235V77H234ZM236 78L238 79V77H236ZM251 78H252V77H251ZM258 78H260V77H258ZM258 78H257V79H258ZM46 79H47V78H46ZM76 79H75V80H76ZM84 79H85V78H83V80H84ZM100 79H101V77H100ZM107 79H108V78H107ZM109 79H110V77H109ZM176 79L178 80L177 77H176ZM208 79H209V78H208ZM210 79H211V78H210ZM213 79H214V77H213ZM213 79H212V80H213ZM220 79H219V80H220ZM239 79H241V78H239ZM262 79H263V78H262ZM31 80H32V79H31ZM31 80L29 79L30 83H33V81L31 82ZM66 80H67V79H66ZM66 80H65V82H66ZM87 80H88V79H87ZM260 80H261V79H260ZM45 81H46V80H45ZM45 81H44V82H45ZM77 81H78V80H77ZM93 81H94V80H93ZM101 81H102V80H101ZM110 81H111V80H110ZM119 81L121 82V80H119ZM175 81H176V80H175ZM178 81H179V80H178ZM183 81H184V80H183ZM205 81H207V80H205ZM209 81H210V80H209ZM209 81H208V82H209ZM220 81H221V80H220ZM232 81H233V80H232ZM247 81H248V80H247ZM250 81H251V80H250ZM250 81H248V82H250ZM25 82H26V81H25ZM35 82H34V83H35ZM61 82H62V81H61ZM80 82H81V81H80ZM84 82H85V80H84ZM115 82H116V81H113V82L111 81V84H115ZM120 82H119V83H120ZM179 82H180V81H179ZM184 82H185V81H184ZM222 82H223V81H222ZM235 82H236V81H235ZM239 82H241V81H239ZM261 82H262V81H261ZM52 83H53V82H52ZM52 83H51V84H52ZM57 83H59V82H56L55 84H57ZM68 83H70V82H68ZM74 83H75V82L72 83L73 86L75 85ZM78 83H79V82H78ZM90 83H91V82H90ZM96 83H97V81H96ZM117 83H118V82H117ZM117 83H116V84H117ZM170 83H171V82H170ZM229 83H230V81H228V84H229ZM232 83H233V82H232ZM232 83L229 84V85H230L229 88L233 87V86H232V85H233ZM237 83H238V82H237ZM263 83H264V82H263ZM39 84H42V82L39 83ZM39 84H38V85H39ZM63 84H64V81H63ZM66 84H67V83H66ZM72 84H70V85H72ZM82 84H84V83H82ZM94 84H95V83H94ZM94 84H92V85H94ZM107 84H109V83H107ZM121 84H122V82H121ZM121 84H120V85H121ZM174 84H175V83H174ZM176 84H178V82H177ZM181 84H182V82H181ZM181 84H180V86H181ZM208 84H209V83H207V85H208ZM228 84H226V82H225V84H224L225 86L227 85V88H226V91H227V92H228V90H229V89H228V86H229ZM231 84H232V85H231ZM238 84H240V83H238ZM31 85H32V84H31ZM31 85H30V86H31ZM35 85H37V84H35ZM38 85H37V86H38ZM42 85H43V84H42ZM46 85H47V83H46ZM46 85H43V87L46 86ZM67 85H69V84H67ZM86 85H88V84H86ZM100 85H101V84H100ZM109 85H110V84H109ZM168 85H169V84H168ZM170 85H172V84H170ZM221 85H222V83H221ZM221 85H220V86H221ZM242 85H243V84H242ZM261 85H262V84H261ZM15 86H16V85H15ZM15 86H14V87H15ZM40 86H41V85H40ZM55 86H56V85H55ZM60 86H61V85H60ZM62 86H63V85H62ZM62 86L60 87L61 90L63 89ZM78 86H79V85H78ZM112 86L114 87L115 85H112ZM122 86H123V85H122ZM124 86H125V85H124ZM124 86H123V87H124ZM178 86H179V85H178ZM180 86H179V87H180ZM186 86H187V85H186ZM225 86H224V88H225ZM235 86H237V85L234 84V88H235ZM12 87H13V85H12ZM16 87H17V86H16ZM21 87H22V86H21ZM32 87H33V85H32ZM35 87H36V86H35ZM35 87H33V88H35ZM41 87H42V86H41ZM41 87H40V88H41ZM63 87H64V86H63ZM76 87H77V86H76ZM83 87H84V85H83ZM94 87H95V86H94ZM97 87H98V86H97ZM104 87H105V85H104ZM172 87H173V85H172ZM179 87H178V88H179ZM182 87H183V86H182ZM184 87H185V84H184ZM208 87H209V86H208ZM222 87H223V86H222ZM242 87H243V86H242ZM17 88H20V87H17ZM65 88H66V87H65ZM79 88H80V86H79ZM79 88H78V89H79ZM90 88H92V87H90ZM117 88H118V87H117ZM237 88H239V87L237 86ZM245 88H246V87H245ZM262 88H263V86H262ZM26 89H27V88H26ZM37 89H38V88H37ZM41 89H42V88H41ZM44 89H45V88H44ZM44 89H43L42 91H44ZM55 89H56V87H55ZM58 89H59V87H58ZM67 89H69V87H68ZM67 89H66V90H67ZM71 89H72V88H71ZM84 89H87V88H84ZM100 89H101V88H100ZM119 89H120V88H119ZM124 89H125V88H124ZM126 89H127V88H126ZM126 89H125L124 91H126ZM164 89H165V88H164ZM14 90H15V89H14ZM18 90H19V89H18ZM22 90H23V89L21 88V91H20V92H21V93H20L21 95L24 93V91H23V93H22ZM30 90H32V89L30 88ZM33 90H34V89H33ZM45 90H46V89H45ZM61 90L59 89V91H61ZM75 90H77V89L75 88ZM96 90H98V89H96ZM102 90H104V89H102ZM122 90H123V88H122ZM230 90H232V89H230ZM230 90H229V91H230ZM235 90H236V89H235ZM235 90L233 89L232 91H235ZM8 91H9V92H8ZM53 91H55V90H53ZM56 91H57V89H56ZM59 91H58V93H59ZM69 91H70V90H69ZM83 91H84V90H83ZM93 91H94V90H93ZM93 91H92V92H93ZM114 91H115V90H114ZM116 91H118V90H116ZM161 91H162V90H161ZM164 91H165V90H164ZM232 91H231V92H232ZM237 91H238V90H237ZM243 91H244V90H243ZM16 92H17V91H16ZM25 92H29V91L27 90V91H25ZM34 92H35V91H34ZM34 92H31V93H34ZM40 92H41V91H39V89H38V90H36L35 94H38V93H40ZM85 92H86V91H85ZM89 92H91V91H89ZM106 92H107V91H106ZM118 92H119V91H118ZM122 92H123V91H122ZM198 92H199V91H198ZM250 92H253V91L250 90ZM0 93H1V92H0ZM31 93H30V94H31ZM53 93H54V92H53ZM66 93H67V92H66ZM73 93H74V92H73ZM82 93H83V92H82ZM93 93H94V92H93ZM99 93H100V92H99ZM101 93H102V91H101ZM104 93H105V92H104ZM126 93H127V91H126ZM158 93H159V91H158ZM194 93H196V92H193L192 95H193ZM201 93H202V92H199V94L197 93L196 95L200 96ZM203 93H204V94H203ZM203 93H202V94L205 96V93H206V92H203ZM242 93H243V92H242ZM253 93H254V92H253ZM253 93H252V94H253ZM27 94H29V93H27ZM27 94H26V96H27ZM30 94H29V95H30ZM61 94H62V93H61ZM61 94H59V95H61ZM69 94H70V93H69ZM77 94H78V93H77ZM87 94H88V97H89L92 93L90 94V93L87 92ZM160 94H163V93L160 92ZM202 94H201V96H203ZM206 94H207V93H206ZM225 94H226V93H225ZM230 94H231V93H230ZM252 94H251V95L248 94V95H250V96L253 98V95H252ZM33 95H34V94H33ZM40 95H41V93H40ZM42 95H43V94H42ZM42 95H41V96H42ZM46 95H47V94H45V96H46ZM59 95L57 94V97H58ZM70 95H71V94H70ZM79 95H80V94H79ZM82 95H83V94H82ZM82 95H81V96H82ZM95 95H96V94H95ZM97 95H98V94H97ZM97 95H96L95 97H97ZM104 95H105V94H104ZM155 95H156V93H155ZM207 95H208V94H207ZM228 95H229V94H228ZM234 95H235V94H234ZM239 95H240V94H239ZM239 95L237 94L236 96L239 97ZM41 96L38 95V98L41 97ZM48 96H49V95H48ZM48 96H47V97H48ZM53 96H55V95H53ZM67 96H68V95H67ZM67 96H66V97H67ZM76 96H77V95H76ZM81 96H80V97H81ZM85 96H86V95H85ZM91 96H92V95H91ZM93 96H94V95H93ZM93 96H92V97H93ZM126 96H127V95H126ZM225 96H226V95H225ZM16 97H18V96H16ZM23 97H25V96H22V98H23ZM57 97H56V98H57ZM62 97H63V96H62ZM62 97L60 96V98H58V99L61 100ZM64 97H65V96H64ZM88 97H87V98H88ZM102 97H103V99H104V96H102ZM106 97H107V95H106ZM128 97H130V96H128ZM162 97H163V95H162ZM226 97H227V96H226ZM248 97H249V96H248ZM19 98H20V95H19ZM22 98H21V99H22ZM26 98H27V100H28V96H27ZM29 98H30V96H29ZM33 98H34V97H33ZM33 98H32V96H31V99H33ZM35 98H36V100H37V96H36ZM44 98H45V97H44ZM44 98L42 99L43 101H44ZM49 98H51V97H49ZM52 98H54V97H52ZM81 98H82V97H81ZM85 98H86V97H85ZM85 98H84V99H85ZM152 98H153V97H152ZM157 98H159V97H157ZM163 98H164V97H163ZM208 98H209V96H208ZM227 98H228V97H227ZM227 98H226V100H227ZM31 99H29V102H30ZM64 99L67 100V101H66V102H67L66 105H65V103H63V102H59V100L56 99V100L60 103V105H61V103H63V105H61L62 107H63V106H64V107H65V106H66V107H67V106H71V107L73 106V107H75L76 104H78L77 101H76L77 99L74 100L71 96H69V97H67V98H64ZM64 99H62V100L64 101ZM93 99H94V98H93ZM97 99H98V98H97ZM101 99H102V98H101ZM117 99H118V98H117ZM121 99H123V98H121ZM121 99H120V100H121ZM130 99H131V97H130ZM153 99H155V98H153ZM153 99H150V100H153ZM169 99H170V98H169ZM190 99H191V97H190ZM194 99H196V98H194ZM194 99L191 100V102H193ZM197 99H198V97H197ZM206 99H207V98H206ZM224 99H225V97H224ZM24 100H25V99H24ZM42 100H41V103H42ZM50 100H51V99H50ZM50 100H48V101L50 102L49 105L52 103ZM52 100L55 102V99H52ZM62 100H61V101H62ZM105 100H107V99H105ZM111 100H112V99H111ZM124 100H126V99L124 98L123 101H124ZM128 100H129V99H128ZM128 100H127V103H128ZM167 100H168V99H167ZM173 100H174V99H173ZM208 100H209V99H208ZM247 100H248V99H247ZM247 100H246V101H247ZM252 100H253V99H252ZM37 101H39V99H38ZM45 101H47V100L45 99ZM57 101H56V102H57ZM80 101H81V100H80ZM101 101H102V100H101ZM129 101H130V100H129ZM171 101H172V100H171ZM189 101H190V100H189ZM195 101H197V100H195ZM223 101H224V100H223ZM239 101H240V100H239ZM241 101H245V99H244V100L242 99ZM16 102H17V101H16ZM25 102H26V100H25ZM29 102H27V103H29ZM35 102H36V101H35ZM56 102H55V103H56ZM78 102H79V100H78ZM147 102H148V101H147ZM162 102H163V101H162ZM226 102H228V100H227ZM229 102H231V101L229 100ZM236 102H238V101H236ZM249 102L251 103V101H249ZM33 103H34V102H31L30 107L33 106V105H32ZM36 103H37V102H36ZM36 103H34V104H35L34 106H38V104H40V102H39L38 104H36ZM80 103H81V102H80ZM92 103H94V102L91 100V97H90V98L87 99V102L85 103V107H86V108H85V107H83V108H85V109L88 108L87 110H89V109H90L89 107L92 106ZM119 103H120V102H119ZM133 103H134V102H133ZM150 103H151V102H150ZM152 103H153V102H152ZM154 103H155V102H154ZM154 103H153V104H154ZM171 103H173V102H171ZM206 103H207V102H206ZM233 103H234V102H233ZM241 103L243 104L244 102H241ZM247 103H248V102H247ZM18 104H19V103H18ZM52 104H53V103H52ZM57 104H58V103H57ZM148 104H149V103H148ZM167 104H168V103H167ZM193 104H194V102H193ZM193 104H192V105H193ZM242 104H241V106H246V105H244V104L242 105ZM19 105H20V104H19ZM55 105H56V104H55ZM74 105H75V106H74ZM103 105H104V104H103ZM129 105H131L130 102H129ZM132 105H134V104H132ZM145 105H146V104H145ZM168 105H169V104H168ZM168 105H167V106H168ZM196 105H197V104H196ZM228 105H229V103H228ZM230 105H231V104H230ZM248 105H249V104H248ZM250 105H251V104H250ZM15 106H16V105H15ZM17 106H18V105H17ZM20 106H21V105H20ZM34 106H33V108H34ZM47 106H48V105H47ZM52 106H54V105H52ZM52 106L50 107V108H51L50 110H52ZM57 106H59V105H56V107H57ZM94 106L97 107L95 104H94ZM118 106H119V105H118ZM125 106H127V105H125ZM125 106H123V107H125ZM134 106H135V105H134ZM151 106H154V105H151ZM207 106H208V104H206L204 107L208 108ZM238 106L241 107V106L239 105V103H238ZM59 107H60V106H59ZM71 107H69L70 110L74 109V108H71ZM78 107H79V106H78ZM102 107H103V106H102ZM105 107H106V106H105ZM136 107H137V109H138V106H136ZM141 107H142V106H141ZM144 107H145V106H144ZM154 107H155V106H154ZM158 107H159V106H158ZM158 107H157V108H158ZM190 107H191V106H190ZM190 107H189V108H190ZM192 107H193V106H192ZM195 107H196V106H195ZM195 107H193V108H195ZM246 107H248V106H246ZM31 108H32V107H31ZM54 108H55V107H54ZM57 108H58V107H57ZM75 108H76V107H75ZM91 108H93V107H91ZM98 108H99V109H98ZM98 108H96V109H97V110H100V107H99V106H98ZM103 108H104V107H103ZM127 108H128V107H127ZM168 108H169V107H168ZM170 108H171V107H170ZM187 108H188V106H187ZM198 108H199V107H198ZM200 108H201V109H200ZM200 108H199V109H200V110H199V109H197V107H196V109L199 110V111H202V109H203V110H204L203 113H205L206 111L209 112V108H208V109H205V108H203V106H201ZM244 108H245V107H244ZM35 109H36V108H35ZM45 109H46V108H45ZM47 109H49V107H48ZM59 109L61 110V107L58 108V110H59ZM64 109H65V108H64ZM81 109H82V108H81ZM93 109L96 110L95 108H93ZM113 109H114V108H113ZM124 109H125V108H124ZM142 109L144 110V108H142ZM142 109H141V110H142ZM159 109H160V108H159ZM182 109H183V108H182ZM23 110H24V111H28V110H30L31 112L29 111V112H26L27 114H24V111H23ZM58 110H57V111H58ZM66 110H68V108H67ZM70 110H69L68 112H70ZM75 110H76V112L78 111L77 109H74V112H73V113H68V114L70 115L69 118H65V116L62 115V118L64 117L65 119H67V123L69 122V124H70L69 127H71V123H72L70 120H72V121L74 122V120H73L71 117H73V115H75V113H76ZM87 110H86V111H87ZM97 110H96V111H97ZM101 110H102V109H101ZM101 110H100V111H101ZM103 110H104V109H103ZM108 110H110V109H108ZM108 110H107V111H108ZM127 110H128V109H127ZM127 110H126V111H127ZM132 110H133V109H132ZM139 110H140V109H139ZM155 110H156V108H155ZM162 110H163V109H162ZM167 110H168V109H167ZM167 110H166V111H167ZM171 110H172V109H171ZM186 110H187V109H186ZM190 110H191V109H190ZM190 110H189V111H190ZM197 110H195L196 113H197ZM205 110H206V111H205ZM47 111H48V110H47ZM47 111H46V112H47ZM52 111H53V110H52ZM52 111H51V113L53 114ZM61 111H62V110H61ZM61 111H60V112H61ZM80 111H82V110H80ZM84 111H85V110H84ZM84 111H82V112L84 113V116H85V113H86V112H84ZM91 111H92V110H91ZM100 111H97V112H100ZM105 111H106V110H105ZM105 111H104V112H105ZM112 111L115 112V109L112 110ZM135 111H136V110H135ZM150 111H152V109H151ZM156 111L158 112V109H157ZM156 111H154L155 113L153 112L154 115L157 114ZM159 111L161 112V110H159ZM164 111H165V109H164ZM164 111H162V113H163ZM168 111H169V110H168ZM173 111L175 112V110H173ZM189 111H187V112H189ZM210 111H211V109H210ZM54 112H56V111H54ZM63 112H64V111H63ZM71 112H72V111H71ZM109 112H111V111H109ZM114 112H113V114H114ZM137 112H138V111H137ZM190 112H194V110H192V111H190ZM260 112H261V111H260ZM29 113L32 114V115H30L31 118L35 120V122H34L35 125H36L35 127L31 125V124H33V123L27 121V119H28L27 115H28ZM51 113L48 112V114H51ZM58 113H59V112H58ZM66 113H67V112H66ZM77 113H78V112H77ZM77 113H76V114H77ZM92 113H93V111H92ZM118 113H119V112H118ZM170 113H171V111H170ZM175 113H176V112H175ZM181 113H182V112H181ZM183 113H184V115H185L186 111L184 112V110H183ZM198 113L201 114V112H198ZM198 113H197V114H198ZM52 114H51V115H52ZM54 114H56V113H54ZM59 114H60V113H59ZM71 114H72V116H71ZM81 114H82V113H81ZM88 114H89V111H88ZM102 114H103V112H102ZM102 114L100 115V113H99L100 117H102ZM108 114H109V113H108ZM108 114L106 113L105 115H107V116H104V117H108ZM115 114H116V113H115ZM134 114L136 115L135 112H134ZM163 114H164V113H163ZM165 114H166V113H165ZM171 114H172V113H171ZM177 114H178V112H177ZM189 114H190V113H189ZM193 114H194V113H192V114H190V115L193 116V118H194V115H193ZM33 115H34V116H33ZM41 115H40V116H41ZM46 115H47V114H46ZM46 115H45V117H46ZM91 115H92V114H91ZM95 115H98V114L95 113ZM95 115H92L93 118H94ZM99 115H98V116H99ZM128 115H130V114H128ZM138 115H140V113H139ZM180 115H181V114H180ZM205 115H206V114H205ZM205 115H204V116H205ZM260 115H261V114H260ZM25 116H26L27 118H26ZM30 116H29V117H30ZM32 116H33V117H32ZM47 116H48V115H47ZM49 116H50V115H49ZM56 116H57V115H56ZM66 116H67V115H66ZM109 116H110V114H109ZM112 116H113V118H114L115 115H112ZM131 116H133V113H131ZM131 116H130V117H131ZM142 116H143V115L141 114V117H142ZM257 116H258V115H257ZM23 117H25L26 119L23 118ZM50 117H52V116H50ZM59 117H60V116H59ZM67 117H68V116H67ZM82 117H83V116H82ZM86 117H87V115H86ZM88 117H89V116H88ZM95 117H96V116H95ZM135 117H137V116H135ZM135 117H134V118H135ZM174 117H175V116H174ZM179 117H180V116H179ZM184 117H185V116H184ZM202 117H203V116H202ZM259 117H260V116H259ZM31 118H30V119H31ZM48 118H49V117H48ZM62 118H60V120H62ZM77 118H78V117H77ZM80 118H81V117H80ZM80 118H79V119H80ZM110 118H111V117H110ZM128 118H129V116H128ZM131 118H132V117H131ZM131 118H130V120H131ZM139 118H140V117H139ZM172 118H173V115H172ZM182 118H183V117H182ZM182 118H181V121H183ZM186 118H187V116H186ZM199 118H200V117H199ZM2 119H1V120H2ZM39 119H41V117H40ZM39 119H38L37 122H40ZM43 119H44V118H43ZM57 119H58V118H57ZM57 119L54 121L55 123H57V121L60 122V121L57 120ZM87 119H88V118H87ZM87 119H86V121H88ZM89 119H90V118H89ZM91 119H92V118H91ZM91 119H90V120H91ZM94 119H95V118H94ZM99 119H100V118H99ZM103 119H104V118H103ZM108 119H109V118H108ZM108 119H107V120H108ZM111 119H112V118H111ZM173 119H174V118H173ZM175 119H176V118H175ZM183 119H184V118H183ZM259 119H260V118H259ZM25 120H26L28 123H30V127L27 126L28 123H26ZM48 120H51V119H48ZM81 120H82V119H81ZM84 120H85V119H84ZM101 120H102V119H101ZM101 120H100V121H101ZM109 120H110V119H109ZM109 120H108V124L110 123V126H111V120H110V121H109ZM116 120H117V119H116ZM116 120H113V121L116 122ZM125 120H127V119H125ZM132 120H133V118H132ZM134 120H136V119H134ZM141 120H142V118L139 119L140 123L137 122L139 125H137L136 123H134V126L137 125V127H138V126L140 127V126L142 125V124H141ZM143 120H144V119H143ZM178 120H179V119H178ZM214 120H215V118H213V121H214ZM261 120H262V119H261ZM62 121H64V119H63ZM62 121H61V122H62ZM94 121H95V120H94ZM94 121H93V119L91 120V122H94ZM102 121H103V120H102ZM104 121H105V120H104ZM171 121H172V120H171ZM41 122L44 123V120L41 121ZM41 122H40V123H41ZM45 122H46V121H45ZM49 122H50V121H49ZM65 122H66V121H65ZM81 122H82V124H83V122H85V121L82 120ZM97 122H99V121H97ZM105 122H106V121H105ZM105 122H103V123H105ZM124 122H125V121H124ZM127 122H128V121H127ZM132 122H133V121H132ZM177 122H180V120L177 121ZM177 122H176V124H177ZM185 122H186V121H185ZM215 122L217 123V121H215ZM262 122H263V121H262ZM262 122H261V123H262ZM55 123H52V124H55ZM67 123H64V125L66 124V125L68 126ZM76 123H77V122H76ZM85 123H86V122H85ZM88 123H89V122H88ZM103 123H102V124H103ZM143 123H144V122H143ZM170 123H172V122H170ZM173 123L175 124V122H173ZM245 123H246V122H245ZM74 124H75V123H74ZM74 124H73V126H74ZM89 124H90V123H89ZM89 124H88V126H89ZM93 124H94V123H93ZM93 124H91V125H93ZM96 124H97V123H96ZM122 124H123V123H122ZM124 124H125V123H124ZM127 124H129V123H127ZM140 124H141V125H140ZM178 124H179V123H178ZM178 124H177L176 126H178ZM180 124H183V122L180 123ZM180 124H179V126H181ZM211 124H212V123H211ZM211 124H210V126L212 127ZM214 124H215V123H214ZM243 124H244V123H243ZM251 124H252V123H251ZM44 125H45V124H44ZM44 125H42V126H43V127L47 126V123H46L45 126H44ZM49 125H50V124H49ZM57 125H59V124H57ZM75 125H76V124H75ZM99 125H100V124H99ZM99 125H96V126H98V129H100ZM103 125H104V126H103V127H104L103 129H105V126H106V125H105V124H103ZM194 125L196 126L195 123H194ZM194 125H193V127L196 129L197 127H195ZM254 125H255V124H254ZM257 125H258V124H257ZM59 126H60V125H59ZM61 126H62V125H61ZM77 126H78V125L74 126V128L76 127V129H78L79 127L77 128ZM79 126H80V125H79ZM100 126H101V125H100ZM112 126H113V125H112ZM126 126H127V125H126ZM168 126L171 127V124H169ZM176 126H175V127H176ZM179 126H178V127H179ZM182 126H185V124H183ZM259 126H260V125H259ZM48 127L51 128V127H53V125H52V126L50 125V126H48ZM54 127H55V126H54ZM69 127H67L66 129H68ZM86 127H87V125H86ZM89 127H90V126H89ZM93 127H94V125H93ZM107 127L109 128V126H107ZM115 127H116V126H115ZM121 127H122V126H121ZM172 127H173V126H172ZM175 127H174V128H175ZM178 127H177V128H178ZM187 127H189V129H191V126L188 125ZM193 127H192V128H193ZM198 127H199V126H198ZM206 127H207V126H205V128H206ZM248 127H249V126H248ZM1 128H2V127H1ZM1 128H0V129H1ZM59 128H61L62 131H65V130H66V129H64L65 127H63V126H62V127H59ZM59 128H56V127H55V129H56V134H57V135L61 134L60 132L57 133V131L60 130ZM82 128H83V126H82ZM108 128H106V130H108ZM116 128H117V127H116ZM122 128H123V127H122ZM125 128H126V127H125ZM130 128H134V127H131V125H130ZM140 128H141V127H140ZM168 128H169V127H168ZM174 128H172V129L174 130ZM177 128H176V130L178 131ZM181 128H182V127H181ZM194 128H193V129H194ZM208 128H209V126H208ZM208 128H207V129H208ZM251 128H252V127H251ZM45 129H46V128H45ZM47 129H48V128H47ZM51 129H52V128H51ZM69 129H70V128H69ZM69 129H68V130H69ZM72 129H73V128H72ZM76 129H75V130H76ZM80 129H81V128H79L78 130H80ZM92 129H96V128H92ZM98 129H96V130H91V129H90V131H97V134L94 133V135H95L96 137H97V135H98V137H99V136H100L99 134L101 133V135H102V134L104 135V136L102 135V137H104V138H109L108 135H107V137H106V134H107L108 131H104V130H103L104 133L106 132V133L104 134V133L101 132V131H99V132H100V133H99V132H98ZM110 129H111V130H116V131L120 134V131H121V130L118 131V130H119V127L117 128L118 130L115 129V128H114V129H113V128H110ZM169 129H170V128H169ZM172 129H170V130H172ZM189 129H187V130H189ZM198 129H199V128H198ZM207 129H206V130H207ZM38 130L42 131L43 134H42L41 132H38ZM75 130H73V131H75ZM81 130H82V129H81ZM101 130H102V129H101ZM124 130H125V129H124ZM124 130H122V131H124ZM156 130H157V129H155V131H156ZM158 130H159V129H158ZM158 130H157V131H158ZM176 130H174L173 132L176 133V132H175ZM199 130H200V129H199ZM202 130H203V129H202ZM208 130H209V129H208ZM66 131H67V130H66ZM69 131H70V130H69ZM83 131H84V130H83ZM86 131H88V130H86ZM90 131H89V132H90ZM130 131H131V129H130ZM137 131H138V130H137ZM197 131H198V130L196 129V132H197ZM200 131H201V130H200ZM200 131H199V132H200ZM211 131H212V130H211ZM215 131H216V130H215ZM217 131H218V130H217ZM217 131H216V132H217ZM256 131H257V130H256ZM2 132H3V131H2ZM37 132H38V133H41L42 136H43L45 139L48 140V141H47V140L45 141V139H44L43 137H41V139H44V142H43V143H47V144H45L44 146L42 145L43 147H45L44 149H42L43 152H44V150H47V151L49 150V152H50L51 154H53V155H51V154L49 153L51 156L48 154L49 157H51V161L53 162V164H51V163H49L48 160H47L48 157L45 158L46 155H45V156L43 155V153H42V151H41V148H40V151H39L38 148H37L36 150H38V152H40V153L44 156L43 159H45V164H42V166H40L41 163H42V161H41V163L38 165L37 157L35 158L36 161H37V165L40 166V167H42V168H40V167H38V166L36 165V166L38 167V169H36V166H33V164H36V163H35L36 161L33 162L35 159H34V160H31V159H33L34 157H32V158L30 159V161L33 162V163H30V161H28L29 159L26 158V157L29 156V155L27 156L28 153L33 152V151L28 152V150H27V149L29 148V146H28V141H29V140H28V139H29L30 136L32 137V135H33V134H36ZM46 132L48 133L47 130H46ZM49 132H50V130H49ZM54 132H55V130H54ZM71 132H72V131H71ZM110 132L113 133L114 131H110ZM110 132L108 133L109 135H110ZM128 132H129V131H128ZM167 132H169V131H167ZM181 132H182V131H181ZM185 132H186V131H185ZM190 132H195V130H194V131L192 130V131H190ZM190 132H189V135L192 134V133H190ZM201 132H203V131H201ZM218 132H219V131H218ZM218 132H217L218 136L221 135L220 132H219V133H218ZM0 133H1V131H0ZM74 133H73V134H74ZM81 133H82V132H81ZM87 133H88V132H87ZM87 133H85V134L88 135V136H91V135H92V134H91L92 132H91V133H88V134H87ZM98 133H99V134H98ZM112 133H111V134H112ZM114 133H115V132H114ZM126 133H127V132H125V134H126ZM134 133H135V132H134ZM159 133H160V132H159ZM159 133H158V134H159ZM178 133H179V131H178ZM187 133H188V132H187ZM205 133H206V132H205ZM256 133H257V132H256ZM1 134H2V133H1ZM3 134H4V133H3ZM7 134H6V135H7ZM52 134H54V133H52ZM70 134H71V133H70ZM70 134H69V135H70ZM73 134H72V135H73ZM79 134H80V132H79ZM89 134H90V135H89ZM115 134H117V133H115ZM115 134H114V137H115ZM127 134H128V133H127ZM127 134H126V135H127ZM131 134H132V132H131ZM152 134H153V133H151L150 135L148 134V135L150 136V138H151V136L154 137V135H152ZM155 134H156V132H155ZM164 134H166V133H164ZM170 134H171V133H170ZM170 134H168V135H170ZM179 134L181 135L182 133H179ZM195 134H196V133H194L193 136H194ZM198 134L200 135V133H198ZM4 135H5V134H4ZM4 135H2V136H4ZM36 135H38V134H36ZM69 135H68V136H69ZM82 135H83V133L80 134V136H82ZM86 135H85V137H86ZM117 135H118V134H117ZM120 135H121V134H120ZM171 135H173V133H172ZM189 135H188V136H189ZM199 135H198V136H199ZM201 135H202V134H201ZM206 135H207V133H206ZM214 135H215V134H214ZM254 135H255V134H254ZM39 136H40V135H39ZM39 136H36V137L38 138ZM50 136H51V135H50ZM111 136H112V135H111ZM121 136H122V135H121ZM128 136H129V135H127L126 137H128ZM183 136H184V135H183ZM188 136H187V137H188ZM190 136H191V135H190ZM204 136H205V135H204ZM218 136H217V138H218ZM256 136H258V135H256ZM31 137H30V141H29V142L32 141V140H31V139H32ZM52 137H53V136H51V138H52ZM57 137H58V136H57ZM82 137H83V136H82ZM82 137H81V138H82ZM91 137L93 138V136H91ZM98 137H97V139H100V137H99V138H98ZM117 137H118V136H116V138H117ZM119 137H120V136H119ZM166 137H167V136H166ZM170 137H171V136H170ZM194 137H195L194 139H197V138L199 139L200 136H199V137L194 136ZM258 137H260V136H258ZM261 137H262V136H261ZM54 138H55V136H54ZM58 138H59V137H58ZM148 138H149V137H148ZM167 138H168V137H167ZM172 138L175 139V135H173ZM177 138H178V135H177L176 139H177ZM182 138H183V137H182ZM185 138H186V137H185ZM185 138H184V140H185ZM215 138H216V137H215ZM221 138L223 139L224 137H221ZM221 138H220V139H221ZM52 139H53V138H52ZM77 139H78V138H77ZM79 139H80V138H79ZM95 139H96V138H95ZM95 139H94V144L97 142ZM101 139H102V138H101ZM120 139H121V138H120ZM125 139H126V138H125ZM127 139H130V138H127ZM152 139H153V138H152ZM179 139L181 140V137H179L178 140H179ZM194 139L192 138V141H193ZM0 140H1V139H0ZM73 140H74V141H73ZM80 140H81V139H80ZM82 140L84 141V137L82 138ZM85 140H86V141H87V140L90 141V138H88V139L86 138ZM91 140H92V139H91ZM107 140L111 141L110 138L107 139ZM112 140H113V138H112ZM115 140H116V142H117V141H118V142H121L118 138L115 139ZM123 140H124V139H123ZM153 140H154V139H153ZM164 140H165V139H164ZM168 140H169V138H168ZM180 140H179V142H180ZM182 140H183V139H182ZM190 140H191V137H190ZM34 141H37V139H36V140L34 139ZM39 141H43V140H40V138H39ZM39 141H38V142H39ZM52 141H53V140H52ZM76 141H77V140H76ZM83 141H82V142L80 141V143H83V144L86 145V147H87V145H89V144H87V143H85V142H83ZM104 141H105V140H104ZM125 141H126V140H125ZM125 141H124V142H121V144H122V143L124 144ZM147 141H148V140H147ZM174 141H175V140H174ZM176 141H177V140H176ZM176 141H175V142H176ZM192 141H191V143H192ZM219 141H220V140H219ZM221 141H222V143H224V142H223L224 140H221ZM221 141H220V142H221ZM1 142H3V140H2ZM4 142H3V143H4ZM72 142H74V143H73V145L75 146L74 148H73V145L71 146V143H72ZM116 142H115V143H116ZM148 142H149V141H148ZM164 142H165V141H164ZM170 142H171V140H170ZM177 142H178V141H177ZM179 142H178V143H179ZM184 142H185V141H184ZM184 142H183V144H184ZM186 142H187V141H186ZM220 142H219V144H220ZM34 143H35V142H34ZM39 143H41V142H39ZM39 143H38V144H39ZM43 143H42V144H43ZM76 143H77V142H76ZM78 143H79V142H78ZM80 143H79V144H80ZM101 143H103V142H101ZM107 143H108V142H107ZM107 143H105V144H107ZM113 143H114V142H112L111 147L113 146V147H114V150H115V146L113 145ZM126 143H127V141H126ZM166 143H167V142H166ZM172 143H173V140H172ZM178 143H176V144H178ZM181 143H182V142H181ZM181 143H179V145H183V144H181ZM29 144H31V143H29ZM32 144H33V143H32ZM38 144H36V146H37V147H39V146L41 147V145L38 146ZM53 144H54V143L52 142V145H53ZM83 144H82V145H83ZM94 144H93V145H94ZM99 144H100V143H99ZM110 144H111V143H110ZM110 144L108 143V145H110ZM144 144H145V143H144ZM146 144H147V142H146ZM146 144H145V145H146ZM169 144H170V143H169ZM188 144H189V143H188ZM188 144L186 143V144H184V145L186 146V145H188ZM2 145H3V144H2ZM50 145H51V144H49V146H50ZM93 145H91V146H93ZM95 145H96V148H97V145H98V144H95ZM101 145H103V144H101ZM118 145H119V144H118ZM163 145H165V144H163ZM220 145H221V144H220ZM220 145H219V146H220ZM4 146H5V144H4ZM31 146H32V150L35 151V148L33 149V145H31ZM36 146H34V147H36ZM91 146H89V147L91 148ZM98 146H99V145H98ZM119 146H120V145H119ZM121 146L123 147L124 145H121ZM142 146L144 147V145H142ZM149 146L151 147L150 144H149ZM174 146H175V144H174ZM189 146H190V145H189ZM222 146H224V144H223ZM70 147L72 148L71 150H70ZM78 147H79V146H78ZM80 147H81V144H80ZM80 147H79V149H78V150H79V151H78V155H81V156L83 157V156H85V155H82V154L84 153V152L82 151L84 148H83V146H82L83 149H82L81 151H82L83 153L81 152V154H80V153H79V152H80V149H81ZM86 147H85V148H86ZM89 147H88V148H89ZM116 147H118V146H116ZM125 147H126V146H125ZM127 147H128V146H127ZM143 147H142V148H143ZM145 147H146V146H145ZM145 147H144V148H145ZM150 147H149V149H147V150H150ZM164 147H165V146H164ZM172 147H173V144H172L171 148H172ZM187 147H188V146H187ZM187 147H186V148H187ZM3 148H5V147H3ZM30 148H31V147H30ZM88 148H86V150H87ZM100 148H101V146H100ZM102 148H103V147H102ZM107 148H109V147L106 146V148H104V149H107ZM119 148H120V147H119ZM130 148H131V147H130ZM130 148H128V149H130ZM167 148H168V147H167ZM175 148H176V147H175ZM175 148H174V149H175ZM179 148H180V149H182V148L185 149L184 146H182V147L180 146ZM179 148H178V149H179ZM214 148H215L214 150L217 149L216 147H214ZM218 148H219V147H218ZM220 148H221V147H220ZM220 148H219V149H220ZM74 149H75V150H74ZM92 149H94V146H93ZM98 149H99V148H98ZM104 149H101V150H102V151H101L102 153H103ZM123 149L125 150V148H123ZM128 149H126V150L129 151ZM152 149H153V148H152ZM176 149H177V148H176ZM178 149H177V150H178ZM180 149H179V150H180ZM219 149H218V150H219ZM4 150H5V149H4ZM6 150H7V149H6ZM26 150H27V152H28L27 154H26ZM54 150H52V151H54ZM72 150H73V151H72ZM95 150H96V149H95ZM95 150H93V151L95 152ZM111 150H112V149H111ZM114 150H113V151H114ZM130 150H132V149H130ZM138 150L140 151L141 149H140V148H139V149L137 148L136 152H138ZM153 150H154V149H153ZM179 150H178L179 154L177 153V159H178V155L180 156V151L182 152V150H180V151H179ZM220 150H221V149H220ZM222 150H223V148H222ZM7 151H8V150H7ZM87 151H88V150H87ZM87 151H86V152H87ZM98 151H99V150H98ZM109 151H110V150H109ZM116 151H117V150H116ZM119 151H120L121 153L123 152V151L120 150V149H119ZM143 151H145V152H144L145 154H146V152H147V154H148V152H149V151H146L145 149H144ZM143 151H142V152H143ZM216 151H217V150H216ZM216 151H213V152H216ZM88 152H89L90 154H93V153H92V150H91V151L89 150ZM106 152H107V151H106ZM106 152L104 153L105 155L102 154V158H104V156L109 157V156H108V155H109V152H108V155H106ZM120 152H119V153H120ZM124 152H125V151H124ZM132 152H133V151H132ZM142 152H141V153H142ZM150 152H154V151L151 150ZM150 152H149V153H150ZM218 152H219V151H218ZM221 152H222V151H221ZM0 153H1V155H0L1 157H3V153L5 154V152H3V153L0 152ZM40 153H39V154H40ZM44 153H45V152H44ZM89 153H88V154H89ZM95 153H97V152H95ZM99 153H100V152H99ZM99 153H98V155H99ZM110 153H111V152H110ZM119 153L117 152L116 154H119ZM121 153H120V154H121ZM129 153L131 154V152H129ZM129 153L126 152V153H124V154L129 155ZM139 153H140V152H139ZM139 153H138V154H139ZM154 153H155V152H154ZM222 153H223V152H222ZM9 154H10V152L8 153V156H10ZM36 154H37V152L35 153V156H36ZM46 154H47V152H46ZM58 154H57V155H58ZM85 154H87V153H85ZM114 154H115V152L113 153V157H114ZM132 154H133V153H132ZM132 154H131V155H132ZM138 154H137V155H138ZM142 154H143V153H142ZM142 154H141V155H142ZM145 154H144V155H145ZM147 154H146V155H147ZM182 154H184V153L182 152ZM220 154H221V153H220ZM223 154H224V153H223ZM37 155H38V154H37ZM48 155H47V156H48ZM78 155H77V156H78ZM100 155H101V154H100ZM110 155H111V154H110ZM122 155H123V153H122ZM127 155H125L126 158L130 157V156H127ZM133 155H136V153L133 154ZM133 155H132L133 158H132V157H131V158L134 160V157H135V156H133ZM137 155H136V156H137ZM150 155L152 156V153H151ZM154 155H155V154H154ZM165 155L167 156V154H165ZM165 155L162 156V157H164V158H163V161H164V159L166 158ZM174 155H175V154H174ZM184 155H185V154H184ZM5 156H6V158H7V155H5ZM14 156H16V155H14ZM81 156L79 157V159L81 158ZM115 156H116V155H115ZM125 156H124V158H125ZM148 156H149V155H148ZM182 156H183V155L180 156V159H179V160H181L182 163H185V162H183V160L187 158V155H185L186 158H183ZM1 157H0V158H1ZM21 157H22V160H21ZM29 157H30V156H29ZM39 157H40V156H39ZM41 157H42V156H41ZM88 157H89V155H88ZM91 157L93 158L94 156H91ZM100 157H101V156H99L98 158H99V159H102V158H100ZM106 157H105V158H106ZM122 157H123V156H122ZM122 157H121V159L123 160ZM139 157H141L140 154H139ZM146 157H147V156H146ZM149 157H150V156H149ZM149 157H148V158H149ZM153 157H154V156H153ZM155 157H156V156H155ZM155 157H154V158H155ZM181 157H182V159H181ZM19 158H20V162H19ZM74 158H76L77 160L74 159ZM85 158H86V157H85ZM89 158H90V157H89ZM98 158H97V160H99ZM110 158H112V155H111ZM114 158H116V157H114ZM118 158H119V157H118ZM131 158H130V159H131ZM144 158H145V156H144ZM167 158L170 159V158H172V157L170 156V157H167ZM188 158H189V157H188ZM7 159H9V157H8ZM112 159H113V158H112ZM132 159H131V160H132ZM149 159H150V158H149ZM149 159L146 158V160H148V161H149ZM151 159H152V158H151ZM159 159H160V157H159ZM174 159H175V158H174ZM174 159H173V160H174ZM10 160H9V161H10ZM25 160L28 161V163L31 164V165H30V164H28V165L34 167V169H33V167L31 168L32 170L36 171V170H40V169H41L39 173H36V175H33V176L36 177V180H35V179H34V180H35L36 182H37V180H38V181L42 184V187H41L42 189L39 190L40 187L38 188V190H39L38 192H39V194H41V195H38V194H37L39 197L33 195V193H34L33 191H34V190L31 189L32 187H35V186H32V183H33V182L31 183V182L29 181V182H30V185H29V184H26V183H28V181H27V182H24L25 180H28V179H29V178L25 179V173H24L25 169L20 168L21 166H23V168L26 167V164H25V166H24V164L22 165L23 162L26 163ZM74 160H76V161H74ZM80 160H82V159H80ZM84 160H85V159L83 158V161H84ZM87 160H88V159H87ZM93 160H95V159H93ZM110 160H111V159H109L107 163H109ZM118 160H119V159H118ZM118 160H117V161H118ZM127 160H129V158H128ZM127 160L125 159V161H127ZM137 160H138V158H137ZM137 160H136V162H137ZM146 160H145V161H146ZM154 160H155V159H154ZM165 160H167V159H165ZM179 160L173 161V162H174L173 165H176V166H174V167H175V170H176V167H178V165H182V166H184L183 164H181V163L178 162ZM0 161H2V160L0 159ZM5 161H6V159H5V160L3 159V162H4V163H7V162H5ZM7 161H8V160H7ZM46 161H47L49 164H47ZM99 161H100V160H99ZM99 161H97V163H98ZM103 161H104V160H101V163H103ZM106 161H107V160H106ZM114 161H115V160H114ZM114 161H111V162H110V165H108V166H111V163L114 162ZM119 161H120V160H119ZM119 161H118V163H120ZM134 161H135V160H134ZM148 161H146V162L143 161V162L145 163V166H146V163H147ZM152 161H153V160H152ZM157 161H158V159H157L156 161H153V162H151V160H150L148 166H149L150 164H151L152 166H154V162H156V163H155V165H156V164L158 163ZM159 161H160V160H159ZM171 161H172V160L170 159L169 162L172 164L173 162H171ZM185 161L187 162V160H185ZM189 161H191V160L189 159ZM3 162H2V163H3ZM39 162H40V160H39ZM84 162H86V161H84ZM88 162H89V161H88ZM95 162H96V160H95ZM121 162H122V161H121ZM130 162H132V161H130ZM130 162H128V163H130ZM140 162H141V159H140ZM161 162H162V160H161ZM166 162H167V166H166V167H168V164H170V163L168 162V160L165 161V162H163V163H166ZM177 162H178V164H177ZM0 163H1V162H0ZM43 163H44V161H43ZM81 163H83V162H81ZM90 163H94V162L91 161ZM114 163H116V162H114ZM114 163H112V164H114ZM122 163H125V162H122ZM133 163H135V162H133ZM152 163H153V164H152ZM187 163H189L188 165L191 166V165H190V162H187ZM79 164H80V163H79ZM95 164H96V163H95ZM95 164H94V165H95ZM130 164H131L132 167H134L132 163H130ZM0 165H1V164H0ZM4 165H5V164H4ZM19 165H21V166L19 167ZM28 165H27V166H28ZM76 165H77V164L75 163L74 166H76ZM80 165H81V164H80ZM80 165H79V167L77 166L78 169H76V171H78V172H79V170H80V171L82 170V165H81V166H80ZM90 165H91V164H90ZM101 165H102V164H101ZM101 165H100V166H101ZM103 165H104V163H103ZM105 165H106V164H105ZM105 165H104V166H105ZM116 165H117V163H116ZM123 165H124V168H125V165H127V164H123ZM135 165H136V168H139L140 170H141V169L144 170V172H145V174H146V176H147V172H149V171L146 172V169H147V170H150V169L148 168V166H146V167H145L146 169H144L143 167H142V168H141V167H137V166H139V165L143 166V164H141V163H140V164L137 163V164H135ZM151 165H150L149 167H151ZM165 165H166V164H164V166H165ZM173 165H172V167H173ZM208 165H210L209 167L212 166L211 164H207V165H206V168H208ZM242 165H243V164H241V166H242ZM5 166H7V165H5ZM83 166H84V163H83ZM95 166H97V164H96ZM106 166H107V165H106ZM114 166H115V164L112 165V167H114ZM162 166H163V165H162ZM164 166H163V168H164ZM182 166H179V167L183 168ZM185 166H186V163H185ZM185 166H184V168L187 169V167H185ZM246 166H250V164H247ZM11 167H9V168H11ZM66 167H68V166H66ZM97 167H99V166H97ZM101 167H102V166H101ZM118 167H119V166H118ZM127 167H130V166H127ZM132 167H130V169H129V168H126V169H127V170H126L127 173H129V170H130V171H131V170L135 171V168L133 169ZM157 167H160V168H158V169L156 170V169H155V166L152 167V168H154L153 171L156 170V171H155L156 174H154V172H153L152 174H154L155 176H157V174H158L157 177H160V178H161L162 175L159 176V174H161V173L163 172V171H161V170H164V169H163L160 165H158V164H157L156 168H157ZM166 167H165V170L167 169ZM170 167H171V166H170ZM204 167H205V166L203 165L202 168H201V172H204V174H205L206 171H207V173H208V172H209L210 170H212V168H214L215 166L211 167V169L208 168V169H210V170L205 169L206 171H205V170H202V169H204ZM250 167H251V166H250ZM39 168H40V169H39ZM69 168H70V167H69ZM74 168H76V167H74ZM74 168L72 169L73 171H74ZM105 168H106V167H105ZM119 168H120V167H119ZM121 168H122V166H121ZM121 168H120V169H121ZM152 168H151V170H152ZM230 168H232V166H231ZM230 168H229V170H230ZM233 168H234V167H233ZM233 168H232V169H233ZM239 168H241V167H239ZM244 168H245V167H244ZM251 168H252V167H251ZM35 169H36V170H35ZM115 169H116V168H115ZM159 169H160V170H159ZM215 169L217 170V172H223V171H222L223 169H221V171H218L219 168H216V167H215ZM241 169H242V168H241ZM245 169H246V168H245ZM249 169H250V168H249ZM23 170H24V171H23ZM32 170H30V171H32ZM56 170H57V171H56ZM60 170H62V169H60ZM72 170H71V172H72ZM84 170H85V168H83V172H84ZM123 170H124V169H122L121 172H124V171H125V170H124V171H123ZM142 170H141V171H142ZM151 170H150V174H151ZM172 170H173V169H172ZM177 170H178V168H177ZM177 170H176V172H177ZM216 170H215V171H216ZM238 170H239V169H238ZM238 170H235V171H237L235 174H238ZM243 170H244V169H243ZM13 171H12V173H13ZM27 171H28V170H27ZM27 171H26V172H27ZM30 171H28V172L30 173ZM63 171H64V170H63ZM68 171H70V170H68ZM118 171H120V170L118 169ZM136 171H137V170H136ZM136 171H135V172H136ZM141 171H140V172H141ZM159 171H160L161 173H160ZM168 171H169V174H170L169 167H168ZM168 171L166 170V174H168V173H167ZM178 171H179V170H178ZM181 171L183 172V170H180V173H181ZM184 171H185V169H184ZM215 171H214V169H213L212 172L210 171L211 174H210V173H208V174H210L211 177L213 176L212 178H215V177H214V172H215ZM244 171H245V170H244ZM246 171H247V170H246ZM61 172H62V171H60V173H61ZM65 172L67 173V171H65ZM74 172H75V171H74ZM83 172H82V173H83ZM131 172H132V171H131ZM140 172H139V174H140ZM157 172H158V173H157ZM164 172H165V171H164ZM176 172H175V176H179V175H177ZM217 172H215V173H217ZM242 172H243V171L241 170V173H242ZM32 173H33V172H32ZM32 173H31V175H32ZM63 173H64V172H63ZM63 173H61V175H63ZM79 173L81 174V172H79ZM79 173H78V175H80ZM84 173H85V172H84ZM84 173H83V174H84ZM124 173H125V172H124ZM137 173H138V172H137ZM137 173H136V174H137ZM173 173H174V172H172V174H173ZM199 173H200V172H199ZM207 173H206V174H207ZM239 173H240V172H239ZM247 173H248V172H247ZM26 174H27V173H26ZM33 174H34V173H33ZM72 174L75 175V174H77V173H76V172H75V173L72 172ZM85 174H86V173H85ZM136 174H135V177H136ZM139 174H137V175H139ZM141 174H144V173L141 172ZM141 174H140V175H141ZM150 174H148V175H150ZM152 174H151V175H152ZM166 174H165V176H163L161 179H163L164 177H166ZM169 174H168V175H169ZM178 174H179V173H178ZM181 174H182V173H181ZM200 174H201V173H200ZM204 174H202V175H204ZM206 174H205V175H206ZM208 174H207V175H208ZM212 174H213V175H212ZM220 174L222 175V173H220ZM242 174L245 175L244 172H243ZM0 175H2V174H0ZM31 175L29 174V176H31ZM46 175L44 174V176H46ZM81 175H82V174H81ZM124 175H125V174H124ZM163 175H164V173H163ZM218 175H219V174L217 173V174H216V177H217ZM221 175H219V177H220ZM239 175H241V174H239ZM4 176H3V177H4ZM26 176H27V175H26ZM44 176H43V177H44ZM51 176H52V175H51ZM70 176H71V175H70ZM126 176H128V175H126ZM152 176H153V175H152ZM152 176H150V177L152 178ZM155 176H154V177H155ZM169 176H171V177H170V178H171V181H170L169 183H172V181L174 182V180H173L174 178L172 179V175H169ZM35 177H33V178H35ZM41 177H42V176H41ZM75 177H77V176H75ZM79 177H80V176H79ZM85 177H86V176H85ZM85 177H82V178H84V180H85V179L87 180V178H85ZM129 177H130V178H133V176H131V173H129ZM137 177H138V176H137ZM137 177H136V179L134 178L135 181L137 180ZM143 177H145V176L143 175ZM143 177H140V176H139V178H142V180L140 179V181H142V182L139 183V184H142V183H143L142 186H141V188H142V189L145 188L144 190H146L147 188H146V187H143V186H144V183H145L144 180H143ZM150 177L148 176L149 179H151ZM173 177H174V176H173ZM245 177H246V176H245ZM0 178H1V177H0ZM30 178H32V177H30ZM44 178L47 179V177H44ZM61 178H62V179H61ZM80 178H81V177H80ZM80 178H79V179H80ZM145 178H146V177H145ZM160 178H158V181H156L157 179H155V178H154L155 180H154L153 178L151 179V181L154 180L155 182H158V184L154 183V181H153V182H150V180L147 179L146 182H150V183H146V184H147V187H148V188L150 187L148 184L154 183V184H156L157 186L160 184L161 187H162V189H167V187H168V188L171 187V188H173V191H175V192H176L175 189L178 190L179 185H178L177 183L180 182L178 178L176 179V177H175V179H176L178 182H177V181H176V183L174 182L175 184L172 183L173 185H175L176 188H174L173 185H172L173 187H172V186H169L168 183H167V185H166L165 183L168 181V179H166V178H165L166 180L163 179L164 181H166V182H162V183H164V184L160 183V182H159V180H161ZM167 178H168V177H167ZM179 178H182V177H179ZM204 178H205V176H204ZM207 178L210 179V180H212V179L210 178V176H208ZM238 178H239V177H238ZM15 179H16L17 181L19 180L18 182L20 183V184H19L20 187H19V191H18V192H16L15 190H13V189L11 188V186H10V185H11L10 183H11L12 181H14ZM41 179H42V178H41ZM52 179H53V180H52ZM79 179H78V180H79ZM88 179H89V178H88ZM127 179H128V177H127ZM239 179H240V178H239ZM239 179H238V180H239ZM243 179H244V176H243ZM243 179H242V180H243ZM1 180H2V179H0V181H1ZM30 180H31V179H30ZM64 180H65V179H64ZM138 180H139V179H138ZM138 180H137V181H138ZM163 180H162V181H163ZM242 180H241L240 182H242ZM245 180H246V179H245ZM245 180H244V182H245ZM31 181H32V180H31ZM35 181H34V183H35ZM82 181H83V179H82ZM129 181H131V183H133V185H134V182L132 181V179H130ZM214 181H215V179H214ZM246 181H247V180H246ZM1 182H2V181H1ZM83 182H86V183H87V181H83ZM15 183H17V182L15 181ZM40 183H38V184H40ZM72 183H74V182H72ZM75 183H78V185H80V186H81V184H82V185L84 184V183H82V182H80V184H79V182H75ZM0 184H2V183H0ZM41 184H40V185H41ZM43 184H44V185H43ZM87 184H88V183H87ZM139 184H136V183H135V185H137V186H138ZM146 184H145V185H146ZM176 184H177V185H176ZM181 184H183V183H181ZM181 184H180V185H181ZM218 184H219V183H218ZM218 184H213V185L215 186V185H218ZM245 184H246V182H245ZM15 185H16V184H15ZM33 185H34V184H33ZM35 185H36V183H35ZM47 185L44 186V187L47 188ZM51 185H52V183H50V185H48V187H50ZM56 185H58L57 182H56ZM73 185H74V184H73ZM152 185H153V184H151V186H152ZM160 185H159V186H160ZM162 185H164V187H163ZM165 185H166V187H165ZM219 185H221V188H222L223 183H222V184H219ZM31 186H32V187H31ZM75 186H76V187H73V189H74V188L78 189V186H77L76 184H75ZM86 186H87V185H86ZM137 186H136V187H137ZM139 186H140V185H139ZM157 186H156V187H157ZM184 186H185V188H182V187H184ZM242 186H245V185H242ZM153 187H155V185L152 186V187H150V189L153 188ZM182 187H181L182 189H186V190H185V193H184V191H183L181 188H179V192H180V189H181V191H183V192L181 193V194H183V196H184V194H185V195L187 194V196L192 195L191 193H195L194 191H196V192H198V190L201 191L200 189H198V187H195L194 185H193V187H195V188L198 189V190H196L195 188H193L192 185H191V187L188 186V188H186L187 185H184V184H183ZM212 187H213V186H212ZM218 187H219V189H220V186H217V188H218ZM237 187H238V186H237ZM13 188H15V187H13ZM16 188H17V186H16ZM35 188H36V187H35ZM35 188H34V189H35ZM81 188H82V187H81ZM84 188H85V186H84L82 189H84ZM141 188H139V190H142ZM157 188H159V187H157ZM171 188L167 189V191H169ZM213 188H214V187H213ZM215 188H216V187H215ZM215 188H214V189H215ZM217 188H216V189H217ZM29 189L31 190L30 192H33L32 194H29V196L33 195V196L35 197V199H34V198L29 199V197L27 196V191H28ZM47 189H48V188H47ZM47 189H46V190H47ZM49 189H50V188H49ZM71 189H72V188H71ZM76 189H75V191H77ZM150 189H149V190H150ZM188 189H189V191L191 192V193H189V195H188V193H187V190H188ZM190 189H191V190L194 189V190L191 191ZM216 189H215V191H214L213 189H211V192H212V190H213L215 193H217L218 191H220L219 189H218V190H216ZM17 190H18V189H17ZM32 190H33V191H32ZM151 190H152V189H151ZM151 190H150V191H151ZM155 190H156V188H153V191H154V192H156ZM159 190H160V189H159ZM8 191H9V193H8ZM35 191H37V190H35ZM43 191H44V190H43ZM51 191H52V192H51ZM68 191H69L70 193H73V192H74L75 194L71 195V197H66V199H62V200H64L63 202H65V203L63 204V203L61 202V203L63 204V205H61V206L65 209V210H63V212L65 211V213L62 214V212H61V214H62L61 217H62V218L59 219L58 224H54V220L56 219V217L58 216V212H60V209L62 208V207L59 206L60 209H57L58 205H57V204H54V203H55V202L57 203V200H56V199H57L59 196L62 197L61 195H63L64 193H66V194L68 195V193H67ZM71 191H73V192H71ZM161 191H164V190H161ZM171 191H172V189H171ZM202 191H203V190H202ZM202 191H201V192H202ZM216 191H217V192H216ZM222 191H223V190H222ZM227 191H228V190H227ZM151 192H152V191H151ZM201 192H199V193L202 194ZM211 192H210V191L208 192L209 195H211V194H210ZM214 192H212V194H213ZM220 192H221V191H220ZM220 192H219V193H220ZM225 192H226V190H224V193H223V192H222V193H223V194H228V192H230V191H228V192H226V193H225ZM231 192H232V191H231ZM28 193H29V192H28ZM70 193H69V194H70ZM112 193H113V192H112ZM158 193H160V192H158ZM173 193H174V192H173ZM173 193H172V194H173ZM176 193L179 194L178 191H177ZM199 193H198V196H199V197H197V198H202V196L200 197ZM206 193H207V191H206ZM215 193H214V194H215ZM219 193H218V194H219ZM8 194H9L10 196H9ZM115 194H116V192H115ZM115 194H112V196L115 195ZM195 194H197V193H195ZM203 194H204V195H203ZM203 194H202V195H203V198H202V199L205 198L204 200H207L206 197H204V196L206 195L205 192H204ZM35 195H36V193H35ZM67 195H64V196H67ZM83 195H84V193H83ZM179 195H180V194H179ZM209 195L207 194V197H208ZM220 195H221V194H220ZM220 195H215V196H216V198H217V197L220 196ZM231 195H232V194H231ZM7 196H8L9 198H8ZM86 196H87V195H85V197H86ZM112 196H111V198H114V199L117 197V195H116V197H115V196L112 197ZM180 196H181V195H180ZM187 196H185V200H186V197H187ZM192 196H196V195H192ZM215 196H213V197L215 198ZM222 196H223V195H222ZM222 196H221V197H222ZM226 196H228V195H226ZM37 197H38V198H37ZM60 197H59V198H60ZM82 197H84V196H82ZM85 197H84V199H87V198H88V197H87V198H85ZM181 197H182V196H181ZM229 197H230V195H229ZM20 198H22V197H20ZM46 198H47V199H46ZM55 198H56V199H55ZM62 198H63V197H62ZM189 198H191V197H189ZM189 198H188V199H189ZM192 198H193V197H192ZM192 198L189 199V200H192V201L194 202V199H192ZM209 198H210V197H208V199H209ZM224 198H225V197H223V198H221V199L224 200ZM33 199H34V200H33ZM54 199H55V201H54ZM78 199H79L80 201H79ZM114 199H113V200H114ZM182 199H183V201H184V198H182ZM195 199H196V198H195ZM62 200H61V201H62ZM109 200H110V199H109ZM113 200H112V202H110V203H111L110 206L114 207L115 210H116L115 212L118 213V214H117V215L119 216V220H118V221H122V219H124L123 221H125L126 219H128V217H130L132 214H130L131 212H130L129 214H126L124 211H125V209L128 210L127 207H128V208H129V207L132 208L133 206H131V205H130V206L127 205V203H129V202H127V203H126L127 207H126L125 209L121 210V212H119V211H120L119 208H120V209H122V208H121V207H118L116 204L119 203V205H120L121 202H122L123 200H122L121 202L119 201L118 203H117V202L115 203V201H113ZM119 200H120V199H119ZM189 200H186V201H189ZM225 200H227V199L225 198ZM16 201H17V203H16ZM49 201H50V202H49ZM51 201H53L54 203H51ZM110 201H111V200H110ZM171 201H172V200H171ZM181 201H182V200H181ZM186 201H185L184 203L181 202L180 205H181V206H182V204L184 205V204L186 203ZM192 201H190V202H192ZM195 201H196V200H195ZM78 202H79V203H78ZM89 202H90V201L88 200L87 203L90 205L91 202H90V203H89ZM167 202H170V200L167 201ZM167 202H163V203H165L166 205H168L169 203H167ZM190 202H189V203H190ZM10 203H11V204H10ZM61 203H59V204H61ZM77 203H78V204H77ZM82 203H83L84 205L87 204V203H85V202H82ZM170 203H171V202H170ZM172 203H173V201H172ZM172 203L170 204V205H172V206H171V209L169 210L170 212L167 210V211L170 213L169 215H172V214H178L177 216L181 217L180 220H182V219H183V218H182L183 216H182V215L180 216L179 213L181 214V210L183 211V208H184V207H183L180 211H177L178 213L176 212V210H175L176 213H172V212H174V210L171 211L172 209H176L177 207H180V205H178V203H180V202H178V203L176 204L177 206L174 205V204H175V201H174L173 204H172ZM104 204H105V203H104ZM160 204H161V203H160ZM165 204H164V205H165ZM190 204H191V203H190ZM29 205H30V206H29ZM34 205H32L33 208H35ZM37 205H38V204H37ZM40 205H38V206H40ZM102 205H103V204H102ZM126 205H125V206H126ZM161 205H163V204H161ZM173 205L176 206V208H174ZM186 205H189V204L186 203ZM186 205H185V206H186ZM191 205H192V204H191ZM191 205H189V206H191ZM1 206H0V207H1ZM32 206H31V208H32ZM35 206H36V205H35ZM38 206H37V207H38ZM78 206H79V207H80V206L83 207V205H78ZM85 206L88 207V205H85ZM104 206H105V205H104ZM120 206H121V205H120ZM122 206H123V205H122ZM125 206H124V207H125ZM156 206H157V205H156ZM158 206H159V205H158ZM89 207H90V206H89ZM117 207H118V208H117ZM159 207H160V206H159ZM159 207H158V208H159ZM166 207H168V206H165V208L162 207V210H161L159 213L157 212V215H156V216H152L153 218L150 216V215H151V214H150L149 216H150L151 218H150V217H149V218L147 217V218L151 221L150 223H148L149 221H148V222L146 221V222H147V223L145 222L146 224L144 223V219H142V218H144L145 215H142L143 213L139 216V218L142 217L141 219H139V218H137V219L133 218V219H131V222H132L134 219L136 220V222L134 221L133 223H131V222H129V223H131L132 226L136 227V228L139 229V230L141 229V227L144 226V229H145V228H146V229H145V231H144V230H142V231L145 232V235L149 236V235H151L154 231H156L157 229H159V230L161 229V228L159 227V225H157V223H158L159 220H160V223H161V219H162L164 216H166V215H165L166 212L163 210V209L166 210ZM63 208H62V209H63ZM71 208H72V207H71ZM77 208H78V207H77ZM80 208H81V207H80ZM155 208H156V207H155ZM169 208H170V206H169L167 209H169ZM188 208H190V207H188ZM188 208L185 207V210L187 211ZM204 208H205V207H204ZM206 208H207V207H206ZM206 208H205V209H206ZM35 209H36V208H35ZM35 209H34V211L37 212V211H36L37 209H36V210H35ZM117 209H118L119 211H117ZM133 209H134V208H133ZM133 209H131L132 212H133ZM201 209H202V207H200V211H202ZM16 210H17V209H16ZM177 210H179V209H177ZM185 210H184V212H185ZM189 210H190V209H189ZM192 210H193V209H192ZM192 210L188 211L187 213L190 212V214H191V211H192ZM198 210H199V209H198ZM198 210H196V211H198ZM203 210H204V209H203ZM8 211H10V208H8ZM11 211H12V210H11ZM61 211H62V210H61ZM129 211H130V209H129L127 212H129ZM140 211H141V210H140ZM143 211H144V210H143ZM204 211L206 212V211H208V210L206 209V210H204ZM204 211H203L202 213H204ZM14 212H15V211H14ZM35 212H34V213H35ZM154 212H155V211H154ZM168 212H167V213H168ZM136 213H137V212H136ZM200 213H201V212H200ZM207 213H208V212H207ZM11 214H12V215H11ZM11 214H9V215H10L11 219H13V217H12V216H13V212H11ZM18 214H19V213H18ZM18 214H17V215H18ZM36 214H37V213H36ZM119 214H120V215H119ZM152 214H156V213H152ZM185 214H186V212H185ZM190 214H188V215L186 214V216L188 217ZM205 214H206V213H205ZM169 215H167V217H168ZM183 215H184V214H183ZM193 215H194V213H193ZM177 216H176V217H177ZM190 216L194 218V216H192V214H191ZM190 216H189V218H190ZM202 216H204V215L202 214ZM8 217H9V216H8ZM8 217H7V219H8ZM18 217H19V216H18ZM35 217H37V215H35ZM74 217H76V216H74ZM136 217H137V216H136ZM169 217H173V218H174V215L169 216ZM169 217H168L167 219H169ZM179 217H177V218L179 219ZM187 217H185V219H186ZM32 218H31L30 221H32ZM189 218H187L186 220H188ZM203 218H204V217H203ZM46 219H48V221H46ZM90 219H91V218H90ZM145 219H146V218H145ZM171 219H172V218H171ZM185 219H184V220H185ZM196 219H197V218H196ZM200 219H201V218H200ZM205 219H206V218H205ZM38 220H36V221H38ZM61 220H62V221H61ZM141 220H143V222H141ZM146 220H147V219H146ZM184 220H182V221H184ZM189 220H190V219H189ZM17 221H18V220H17ZM57 221H58V219H56V222H57ZM193 221H194V220H193ZM195 221H198V220H195ZM4 222H5V221H4ZM6 222H7V220H6ZM8 222H9V220H8ZM11 222H12V221H11ZM11 222H9V223H11ZM45 222H43L42 224H45V226H46L47 224H46ZM76 222H77V221H76ZM81 222H82V221H81ZM162 222L165 223V220H164V221L162 220ZM167 222H168V223H166L167 225H168V224L171 225L170 223H171L172 221L170 222V221L168 220ZM169 222H170V223H169ZM179 222H180V221H179ZM12 223H14V220H13ZM15 223H16V220H15ZM19 223H20V221H19ZM32 223H33V222H31V223L28 222V226L30 227V224H32ZM34 223H35V221H34ZM38 223H39V222H38ZM40 223H41V222H40ZM173 223H174V226H176L177 223H175V222H173ZM180 223H182V225H184V228H186L185 224L189 223V221H186V223H184V222H180ZM104 224H105V223H104ZM166 224H165V225H166ZM195 224H196V223H195ZM200 224H202V223H200ZM0 225H1V217H0ZM6 225H8V224H6ZM38 225H39V224H38ZM76 225H77V224H76ZM167 225H166V227H167ZM169 225H168V227H169ZM178 225H181V224H178ZM202 225H203V224H202ZM21 226H23V225L21 224ZM24 226H25V225H24ZM28 226H27V227H28ZM35 226H36V225H35ZM42 226H44V225H42ZM45 226H44V229L46 228ZM47 226H48V225H47ZM104 226H105V225H104ZM104 226H103V228H104ZM1 227H2V226H1ZM1 227H0V264H27V262H30L29 260L32 259V258L35 256V254H36V257H38L37 255H39V253H38V254H37V252L35 253V251H36L37 249L35 250L34 247H33V249L35 250V251H34L35 254H33L32 252H30V251H31V248H30L29 251L24 250L23 248H22V250H21V247H22L23 245L25 246V243L27 244V242L29 241V240H28V238H29V232H31V229H32V231L35 230V228L33 229V228L31 227L30 230H27L28 228H26V227H25V228L22 227V230L19 229V230H20L19 232L15 231V230L13 229V231H15V234L12 236V233H11L12 231H11V232L6 231V230H4V228H1ZM17 227H18V226H17ZM33 227H34V226H33ZM36 227H38V226H36ZM182 227H183V226H182ZM199 227H201V226H199ZM206 227H207V226H206ZM20 228H21V227H20ZM40 228H41V226H40ZM101 228H100V230L102 231ZM172 228H173V226H172ZM187 228H189L188 225H187ZM193 228H194V227H193ZM46 229H47V228H46ZM54 229H55V230H54ZM175 229H177V226H176ZM189 229H191V228H189ZM197 229H198V227H197ZM204 229H205V227H204ZM173 230H174V229H173ZM195 230H196V229H195ZM195 230H194V231H195ZM198 230H199V229H198ZM198 230H197V231H198ZM201 230H202V229H201ZM208 230H210V229H208ZM43 231H45V230H43ZM43 231H42V232H43ZM47 231L49 232V230H47ZM47 231H46V233H47ZM192 231H193V230H192ZM194 231H193V232H194ZM203 231H204V230H203ZM203 231H202V232H203ZM33 232H35V231H33ZM36 232H37V231H36ZM199 232L201 233V231H199ZM211 232H212V231H210V234H211ZM214 232H215V230H214ZM10 233H11V234H10ZM13 233H14V232H13ZM49 233H51V231H50ZM154 233H155V232H154ZM204 233H205V232H204ZM31 234H32V232H31ZM31 234H30V236H33V235H31ZM43 234H44V233H42L41 235H43ZM214 234L218 235L219 233L217 232V233H214ZM52 235H53V234H52ZM77 235H78V236H77ZM202 235H203V234H202ZM206 235H208V234H206ZM50 236H51V235H50ZM91 236H92V235H91ZM91 236H90V237H91ZM93 236H94V235H93ZM111 236H112V237H111ZM212 236H213V235H212ZM218 236H219V235H218ZM218 236H217V238H218ZM34 237H35V236H34ZM34 237H33V239H36V237L38 238L39 236L37 235L35 238H34ZM41 237H42V236H41ZM43 237H44V236H43ZM46 237H47V235H45V238H46ZM110 237L112 238V240L110 239ZM31 238H32V237H30V239H31ZM45 238H43V239H45ZM48 238H49V237H48ZM215 238H216V237H215ZM220 238H221V237H220ZM220 238H219V239H220ZM201 239H202V238H201ZM213 239H214V238H213ZM213 239H211V240H212V242L214 243ZM39 240H40V239H39ZM189 240H191V239L189 238ZM214 240H215V239H214ZM220 240H221V239H220ZM220 240H219V241H220ZM43 241H44V240H42V243H43ZM194 241H196V240H194ZM208 241H210V239L207 240V243H208ZM217 241H218V239H217ZM31 242H32V241H31ZM31 242H30V243H31ZM35 242H38V239H36ZM106 242L111 244V245L109 244V246H112L113 244H114V246H112V247H109V246H108L109 248L106 247L108 250H106V251H104V252H103L102 250H100V249H102L101 247H100V249H98V250H100V252H99L96 248H94L96 245H98V246H99L100 244H103V245H104V243H105V245L107 246L108 244H106ZM190 242H191V241H190ZM32 243H33V242H32ZM197 243H198V242H197ZM199 243L201 244V247H202V246L205 247V248L202 247V249H201L202 251H203V249H204V250H205V249L207 250L208 247H212V246H208V247H207V246H205V245H204L203 243H201V242H199ZM199 243H198V244H199ZM213 243L211 244V242H210L209 244L213 245ZM216 243H217V244H220V242H216ZM28 244H29V243H28ZM44 244L47 245V243H44ZM44 244H43V245H44ZM200 244H199V245H200ZM205 244H206V242H205ZM209 244H208V245H209ZM217 244H216V247H218ZM94 245H95V246H94ZM103 245H101V246H103ZM192 245H193V244H192ZM192 245H191V246H192ZM194 245H195V243H194ZM194 245H193V248H194ZM27 246H28V245H27ZM34 246H35V245H34ZM36 246H37V245H36ZM39 247H42V246L39 245ZM195 247H197V249L201 248V247H198L197 244L195 245ZM206 247H207V248H206ZM216 247L214 246V249H215ZM36 248H37V247H36ZM45 248H46V247H45ZM106 248H104V249H106ZM25 249H26V246H25ZM38 249H39V248H38ZM191 249H192V248H191ZM212 249H213V247H212ZM40 250H41V249H39V251H40ZM44 250H45V249H44ZM58 250H59V251H58ZM193 250H194V249H193ZM199 250H200V249H199ZM201 250H200V251H201ZM37 251H38V250H37ZM39 251H38V252H39ZM66 251H70V253H69V252H66ZM202 251H201V254H204L205 252L203 253ZM215 251H219V250L216 249ZM40 252H41V251H40ZM59 252H60V253H59ZM118 252H119V251H118ZM190 252H191V250H190ZM195 252H196V251H195ZM206 252H207V251H206ZM208 252H209V250H208ZM210 252H211V253H210L209 257H211V256L213 255L212 252H214V251H210ZM119 253H120V252H119ZM216 253H217V252H216ZM45 254H43V256H44ZM70 254H71V255H70ZM89 254H93L92 256H93L94 259L90 258L91 256L89 257V256H88ZM190 254H191V253H190ZM217 254H220V253H217ZM217 254H215V252H214L215 257H216ZM205 255H206V253H205ZM205 255H204V256H205ZM190 256H191V255H190ZM192 256H193V257H196V256L193 254V251H192ZM200 256H201V255H200ZM219 256L221 257V255H218V256H217V259H215V260H218V257H219ZM82 257H83V259H82ZM124 257H125V258H124ZM197 257H198V256H197ZM34 258H35V257H34ZM34 258H33V259H34ZM65 258H66V257H65ZM65 258H64V260H65ZM73 258H74V259H73ZM88 258H90V259H88ZM189 258H190V257H189ZM198 258H199V257H198ZM207 258H208V257H207ZM33 259H32V260H33ZM35 259L37 260V258H35ZM35 259H34V260H35ZM38 259H39V258H38ZM58 259L56 260V262H57V261H60V260H58ZM66 259H67V258H66ZM192 259H193V258H191V263H192V264H195L196 262L199 261V259L197 260V258H196V259L194 258V260H197V261H196L195 263H193L194 260H192ZM200 259H201V258H200ZM211 259H212V258H210V260H211ZM32 260H31V262H32ZM40 260H41V258H40ZM67 260H68V259H67ZM71 260H70V261H71ZM167 260L169 261V263L166 262V263H160V264H186V262H187L189 259H188V258H185V257L178 256V257H175V258H173V257L170 258V257H169V258H167ZM61 261H62V259H61ZM72 261H71V262H72ZM77 261H78V260H77ZM211 261H212V260H211ZM221 261H222V259H221ZM37 262H39V260H38ZM37 262L35 261L34 263L36 264ZM41 262H42V261H41ZM41 262L38 263V264H41ZM62 262H63V261H62ZM62 262H61V263H62ZM65 262H67V261L65 260ZM68 262H69V261H68ZM71 262H70V263H71ZM78 262H79V261H78ZM89 262H90V263H89ZM213 262H216V261H213ZM218 262H219V261H218ZM218 262H216V263H218ZM32 263H33V262H32ZM61 263H60V264H61ZM76 263H77V262H76ZM76 263H73V262H72L71 264H76ZM28 264H29V263H28ZM30 264H31V263H30ZM57 264H58V263H57ZM77 264H79V263H77ZM80 264H81V263H80ZM155 264H156V263H155ZM218 264H219V263H218Z\"/></svg>",
  "mask_w": 264,
  "mask_h": 264
}]
</instances>
